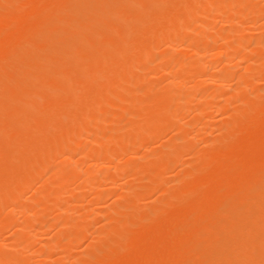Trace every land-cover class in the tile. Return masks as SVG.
<instances>
[{
	"label": "rangeland",
	"instance_id": "374dc122",
	"mask_svg": "<svg viewBox=\"0 0 264 264\" xmlns=\"http://www.w3.org/2000/svg\"><path fill=\"white\" fill-rule=\"evenodd\" d=\"M11 3H14L13 4V6H12V4L9 6V5H7L6 3V0H2V2H4L3 3V6H5V4H6V6L5 7H0V11H2V12H0V28L2 27V29H0V65H2V62H3V65L2 66H0V89H2V90H0V108L1 109H3V110H1L0 109V111H1V113L3 114V116H5L6 114V118H4L3 116H1V113H0V121L3 123V125L0 123V125L1 126H4V127H2V128H4V129H2L1 130V128H0V142L2 141L3 142V140H5L6 139V136L8 135V137L7 138H9L10 139V135H11V139H13V138H16L14 141H15V144L17 145H19V143H20V145L19 146H23V148H22V146L20 147V149H17L18 151L19 150H21V151H19L20 152V156H22V155H24L23 157L25 158H22V160L25 162V164H23V163H21L20 162V160L21 159H19V162L17 161L18 159H17V157L19 156H17V154L18 153H16V159L13 161V163L14 162H16L17 161V164L18 165H20L21 164V166L23 167H25L24 169L21 167V166H19V175H21L22 174V177L21 178H16L14 175V177L18 180V182H16L15 181V178L13 177V181L12 180H10V182L12 183V187H16V188H18L19 187V189H20V186H21V188H22V191L20 192V190H19V195L20 196H17V198L19 199V201H16V202H12L11 201V203L10 202H8V200H7V202L5 203V200L7 199V197H5L4 199L5 200H3V198H1L0 197V207H1V210H0V220L2 219V220H4L6 217H9V218H11L12 216H14L13 218H11L12 220H11V223H13V225H11V223H9V224H7V226L5 225V224H2V222L3 221H0V246L1 247H3L2 245H4L5 247H3L4 249H0V251H7V252H5V254L6 255H8V253L10 252V254L9 255H11V254H18V252H19V254H20V256H18L17 254L16 255H14V257H13V261H9L10 262V264H12V262H13V264H22L23 263V260H24V263L25 264H86V263H88V264H106V262L108 261V262H111L112 260H109V258H111L110 257V255L111 256H113V254L115 255V257L114 258H118L119 259V261H120V263L123 261V263H124V261H126V260H128V259H130L131 261H132V259L133 260H136L135 258H137V260H139L138 262L140 263L141 261H140V259H142L141 257H143V253H145V251L147 250L146 248H147V246H145V245H151V246H153L154 244H156V243H153L152 241V238H154V240H156L157 238H155V237H151V241L149 240V238H150V235L147 237L146 236V238H144V239H147V240H145V241H147V243H145L144 244V242L145 241H142V239H140L141 237L140 236H142V235H140L138 238H137V240L139 239V240H141L142 242H141V244L139 243V245H141V246H143L144 248H145V250H144V252L142 253V250L144 249L143 247H137L138 249L140 248V250H137L138 251V254L136 253H134L133 255L134 256H137V255H140V253L139 252H141V254H143L140 258L139 257H134L133 255V257L131 256V258H129V255H130V253H129V251L131 250V248H130V246L131 247H134V246H132L134 243H136V242H133L136 238H133V237H135L134 235L136 234V232H137V234L140 232V233H142L143 231L141 230V229H143L145 226L144 225H146V223L147 224H149V225H146V226H151L152 225V221H154V219L156 218V219H158L159 218V216H162L163 214H161V211L160 210H162V213H163V211H165V213H171L172 211H173V209H174V214H176V211L175 210H177V211H183L182 213H184L187 209H189L188 211H186L185 213H187L188 214V212L190 211V214H192V215H190V214H188L189 215V217L191 216V218H193V220H194V223L195 222H197V221H199L198 220V217L203 221L204 219V222L206 221V219H208V217H207V215L208 216H210L211 214H207V213H212V211L213 210H211L210 211V209L212 208V209H214V210H218V207L220 206V204H219V202L221 201V199H220V201L218 200L219 198H220V194H216V196H214V199L213 198H211L210 197V195H209V197L207 198V197H205V195H207L209 192H212L213 191V188H215V189H217V193H221V197H223L224 195V197L225 198H227L228 196H229V200H231L230 199V197H232V196H234V195H242L241 197H242V199H245L244 201H247L246 199H248L249 200V198H250V196L249 195H251V194H243V191H244V189H247V190H245V191H248V190H250L251 188L249 187V184H248V181L245 179V178H249L248 180H249V182H250V179H252V174H255V175H257L256 173H254V172H252V171H249L250 169L246 166L248 163H247V159H248V157L250 156H252L253 157V162H251L252 160L251 159H249V160H251L250 161V163H252V165H254V169H253V166L250 164V166H252V170H257L258 171V169H259V171H261L262 169V171L261 172H259V174H258V176H260V175H262L263 173H264V70H263V68H264V43H262V42H264V0H258V1H256V0H238V2H237V0H225V3H224V0H204L205 1V5H204V8L203 7H199L200 8V10H199V8L197 9V11H196V14H195V12H194V14L193 15H191V17H190V20L193 22V24L195 23V26H197V27H199V29L197 28V27H195L196 28V30H194L193 29V31L191 32V33H189V39H188V37H185L186 39L184 40L183 39V41H181V42H179V43H175V44H172V47L173 48H170L171 46L169 45V44H166L165 42H160V44L159 43H157V45H156V47H154L153 49H157V50H154V51H156V52H153V53H155V54H153V55H155V56H153L152 57V59H153V61L151 60V58H149V60H148V58H147V60L146 59H139L138 57L136 58V55L134 56V54H135V52L133 53V55H132V52H131V50L132 51H134V48L133 47H131L132 46V44H131V42L132 41H130V43L128 42V45L129 44H131V46L129 45V47L126 45V48H128V50L126 49V48H124V46H123V50H124V52H125V54H124V56H125V58H128V59H124V61H123V59H121L122 61H123V63L122 62H120V63H118L117 61V63L116 62H111V61H108V63L106 64V62H105V64H104V66L102 67L103 68V70L105 69V71L108 73L109 72V70L110 69H112L113 70V68H117V70H119V69H121V70H123V69H125V68H127L128 70H129V72H130V67H132V65L134 66V65H136V66H134L132 69L134 70V75H133V81H130V82H122V83H120L119 84V86L120 87H122V88H126L124 91H125V93H124V91H121V93H118L119 91H115L116 93V95H114V93H112V91L111 90H109V88L108 89H106V88H104L103 90H102V93H101V91H100V95L99 96H96V98H95V96H94V100H91L90 101V99H92V98H88V100L86 99L87 97L86 96H84V95H80V94H82L81 93V91H80V94H77V96L79 95V97H77V99H79V100H77L76 99V101H73L71 104H73L71 107H72V110L74 109L76 112H74V113H76L77 115L79 114H83V113H81V110L83 111H85V110H87L86 111V113L87 112H89V111H91V113H93L94 115H96V116H98L97 114H101L100 115V117H99V120H97V124H95L96 125V127L95 128H93V132L92 133H83V135H82V139H83V137H84V139H83V141L85 140L86 141V143H85V141H84V148L82 149V154L81 155H78V154H74L73 156H72V158H71V156H67L70 160H68V158L66 157V156H62L61 155V153H59V155H58V153H56L55 152V154H54V152H52V154H54V155H52L51 154V156L54 158H50V160L48 161V163H49V165H48V163L46 164V165H48V167H50V168H47V170L46 169H44L45 167H43V169H44V171H47L46 173H43V169H41V171L40 172H38L39 174H37V175H35V173L32 171V167L34 166H36L37 164H34L36 161H34V160H36V157L33 159L32 157L30 158V155H28V154H30V152L28 151L31 147H32V145H30V146H28L27 147V145L28 144H33L32 142L30 143L29 142V140H30V137L27 139L28 140V142H27V140H25L26 142H24L23 141V143H25V148H24V145L21 143V141L19 142V140L21 139V138H23V136L22 135H18V133L15 131L14 132V130H12L11 128H16L17 126L16 125H20V124H22L23 123V125H24V123H28V122H30V124L28 123V126H29V129L32 131L35 127L37 128V125H35L37 122V124H39V123H42L43 122V120L45 121V119H47V117H48V115H49V113H50V108H52V110H53V108H55L56 106H58V102H56L54 99H52L51 97V99L48 97V99H50L51 100V102L50 101H48V99H45V98H43L44 96L43 95H41L40 94V90H41V88H42V86L44 85V82H48V83H45V85H52L51 87L53 88V89H55L56 87H58V86H60L61 84H62V82L65 80L64 78H66V77H69V75L71 74L72 75V70L71 71H68L66 68H65V70H62V69H64V68H62V69H59L62 65H64V63H63V60H62V58L64 57V55L62 54V55H58V54H60L61 53V51H62V49L61 50H59L61 47H66L65 49H67L68 50V47L67 46H63V45H65L63 42L64 41H66L67 43H71V45L74 43V42H71L72 40L73 41H75V39H77L76 38V36L74 37L73 35L74 34H76V35H78L79 33H80V31L82 32V30H84L85 28H86V26H88L89 25V23H95L96 22V25L94 26L95 28H96V26L97 27H99L100 29H101V32H100V30L99 31H97V29H96V31H95V37H94V40L92 39V43H90L91 41H89V43L91 44L90 46H88V44L89 43H87V46L89 47V49L92 47L93 48V50L95 51H93L92 50V48L89 50V51H91L89 54H93V56H92V54L90 55V56H92L93 58H94V55L96 56V54H97V56H98V54H100L101 53V50H102V52H103V50H104V47H106V49H107V46L108 47H112V45L110 44V43H113L112 41L114 40V38H112L113 40L109 43V40H107L108 38L107 37H109V36H111V35H113V34H109V32L110 31H112V33H113V27H115V24H117V23H119L120 22V19H121V17H119L120 15H121V12L123 11H125V9H126V7H128V5H125V9L122 7V4L124 5V3L125 4H128V1L129 0H119L120 1V3H118V0H100L99 2V5L101 6L103 3V6H104V8H105V6H108L110 9H108L107 10V8H106V10L103 8V6H102V8L104 9V11H103V9L101 8V9H98L99 11V13L97 12V11H95V13L93 12V14H92V12H89V13H91V15H92V17H91V15H89L88 16V12H86L85 10H86V8L84 9H82V8H79L80 6L81 7H83V5H90V7L91 6H93L92 4L94 3V1L93 0H88L89 1V3H88V1L86 0V1H84V0H78V2H77V0H74L73 1V5H72V0H70L71 1V3H69L70 1L69 0H16V1H11V0H9ZM56 1H58V2H56ZM64 1H65V3H64ZM91 1V2H90ZM103 1V2H102ZM115 1H117V5L115 6ZM175 1V0H174ZM177 1V0H176ZM175 1V2H176ZM180 1H184V0H180ZM187 1V0H186ZM186 1H184V2H186ZM203 1V0H202ZM0 2H1V0H0ZM1 2V3H2ZM10 2H8V3H10ZM19 2V3H18ZM68 2V3H67ZM80 2H83L81 5H79V7H78V3L80 4ZM84 2H86V4H84ZM109 2H110V5L112 4H114L113 6L111 5H109ZM179 2V1H178ZM178 2H176V3H178ZM240 2H242V3H240ZM0 3V4H1ZM59 3V4H58ZM62 3H63V5H62ZM76 3V4H75ZM97 3V2H96ZM102 3V4H101ZM179 3H181V2H179ZM204 3V2H203ZM224 5V7H223V5ZM228 3V4H227ZM233 3L235 4V5H233ZM61 4V5H60ZM68 6H67V5ZM119 4V5H118ZM121 4V5H120ZM2 5V4H1ZM51 5H52V7H51ZM57 5V6H56ZM94 5H97L98 6V4H94ZM240 5V6H239ZM253 5H254V7H253ZM73 8H72V7ZM77 8H76V7ZM228 6V7H227ZM237 6V7H236ZM7 7V8H6ZM60 7V8H59ZM252 8V11H251V8ZM37 8V9H36ZM50 8H52V9H54V11H52V9H50ZM96 8H99V6L98 7H94L93 9H95L96 10ZM114 8V9H113ZM120 8H121V10H120ZM229 8H230V10H229ZM4 9V10H3ZM40 9V10H39ZM41 9H42V11H41ZM47 9V10H46ZM49 9H50V13H51V17L49 16V18H48V14H49ZM63 9V10H62ZM69 9H71V10H69ZM88 9V8H87ZM118 9V10H117ZM124 9V10H123ZM207 9V10H206ZM213 9V10H212ZM249 11H248V10ZM57 10V11H56ZM77 10V11H76ZM102 10V13L100 12ZM111 10V11H110ZM114 12H113V11ZM120 10V11H119ZM127 10V9H126ZM130 10V13H131V11H132V13L131 14H133V10L132 9H129ZM239 10H240V12H239ZM48 11V12H47ZM59 11V12H58ZM68 11V12H67ZM74 12V11H76L77 12V14H78V11L80 12L77 16H75L74 14H76L75 12L74 13H71V12ZM107 11V12H106ZM119 11V12H118ZM243 11V12H242ZM36 12H37V15H36ZM40 12V13H39ZM46 13V14H44L45 15V17L43 16V14L42 13ZM85 12V13H84ZM117 12V13H116ZM127 12V11H126ZM137 12V11H136ZM255 12V13H254ZM54 13V14H53ZM55 13H57L56 15H55ZM66 13L68 14L69 13V15H67L66 16ZM71 13V14H70ZM101 13V14H100ZM157 13H159V12H157ZM210 13V14H209ZM227 13V14H226ZM243 13V14H242ZM249 13H250V15H249ZM253 13V14H252ZM257 13V14H256ZM10 14V15H9ZM18 14H19V16H18ZM62 15V17H61V15ZM72 14H73V17H71L72 16ZM82 14V15H81ZM84 14V15H83ZM87 14V15H86ZM96 14H97V16H96ZM106 14H108V17L109 18H106L107 16H106ZM241 14V15H240ZM17 15V16H16ZM40 15V16H39ZM42 15V16H41ZM81 15V16H80ZM93 15H95V16H93ZM100 15H102V16H100ZM124 15V13L122 14V16ZM199 15V16H198ZM203 15V16H202ZM247 15V16H246ZM261 15V16H260ZM38 17V18H36L35 19V17ZM57 16V17H56ZM69 16V18L68 19H66L67 17ZM234 18H233V17ZM242 16V17H241ZM40 17H42V19L40 18ZM44 17V18H43ZM56 17V18H55ZM61 17V19H60V22H62V23H64V25H67L66 27L67 28H65V30L64 29H62V30H64V34L62 33V34H60V33H57V35H58V38L57 39H55L54 41L50 38L51 37V32L53 31L52 30V26H54V28L56 27V25H55V23L57 24V23H59V20H58V18H60ZM79 17V18H78ZM81 17V18H80ZM85 19H84V18ZM113 19H112V18ZM120 19H119V18ZM231 17H232V19H231ZM239 17V18H238ZM252 17V18H251ZM31 18V19H30ZM41 20H40V19ZM55 19V20H53V19ZM66 20H65V19ZM75 18H77V19H75ZM86 18H88V19H86ZM93 18H95L96 20H94ZM100 18V19H99ZM245 18H247L248 20H246ZM262 18V19H261ZM33 19V20H32ZM34 19L35 20H37V23H38V25L40 26V29L41 30H43L42 32H41V30L39 31L37 28H39V26L38 25H35V24H33V22H34ZM63 19H64V22H63ZM70 19V20H69ZM80 19H84V21L83 20H80ZM90 19H92V20H90ZM107 19V20H106ZM111 19V20H110ZM223 19V20H222ZM229 19H231L232 21L233 20H235V21H238L239 20V22H237V24H235L236 22L235 21H233L234 23H231V21H229ZM237 19V20H236ZM15 20V21H14ZM31 20V21H30ZM48 20V21H47ZM53 20V22H51ZM56 20H58V22L56 21ZM72 20H73V22H72ZM86 20V21H85ZM87 20H88V22L89 23H87ZM90 20V21H89ZM94 20V21H93ZM112 20H114V21H112ZM115 20H116V22H115ZM117 20H119L118 22H117ZM135 20V19H134ZM210 20V21H209ZM9 21V22H8ZM41 21H44V22H41ZM46 21H47V24H46ZM197 21V22H196ZM202 21L205 23V24H207L208 26L206 27V28H208L209 27V29L208 30H210V27H211V30L210 31H208L206 28V32H204V33H202L205 29H201V26L199 25V24H202ZM256 21V22H255ZM32 22V23H31ZM48 22H50V23H48ZM81 22V23H80ZM85 22H86V25H85ZM111 24H110V23ZM191 22V23H192ZM207 22V23H206ZM209 22H211L210 24H209ZM214 24H213V23ZM229 22V23H228ZM76 23V24H75ZM98 23H100V24H98ZM106 23V24H105ZM134 21L132 20L131 21V26L133 27V25H134ZM198 23V24H197ZM231 23V24H230ZM251 23V24H250ZM253 23H255V24H253ZM29 24H33L31 27L33 28V27H35V28H33V29H30V25ZM43 24V25H42ZM52 24V25H51ZM83 24V25H82ZM88 24V25H87ZM103 24V25H102ZM109 24V25H108ZM133 24V25H132ZM136 24V23H135ZM211 24H213V25H211ZM223 24V25H222ZM244 24H245V26H244ZM257 24V25H256ZM49 25V26H48ZM60 26H61V28H62V25H61V23L59 24ZM77 25H79V26H77ZM90 25H92V24H90ZM89 25V26H90ZM100 25V26H99ZM105 25V26H104ZM112 25H113V27H112ZM138 25V24H137ZM217 25H218V27H217ZM235 25H236V27H235ZM27 26H29V28L27 27ZM84 27L85 26V28H82V27ZM93 26V25H92ZM107 26H108V28H107ZM117 26H119L120 27V25H117ZM214 27V29H213V27ZM46 27V28H45ZM49 28V30L51 31H49V30H47L48 28ZM70 27H71V30H69L70 29ZM73 27V28H72ZM78 27V28H77ZM104 28V30L106 31V32H103L102 30H103V28ZM112 27V30L111 29H109V28H111ZM118 27V28H119ZM193 27H194V25H193ZM5 28V29H4ZM27 30V31H24L25 29ZM53 28V29H54ZM57 28V27H56ZM60 28V27H59ZM134 28V27H133ZM137 28V27H136ZM141 28V27H140ZM143 28V27H142ZM141 28V29H142ZM220 29V31H219V29ZM17 29V30H16ZM29 29H30V31H29ZM36 29H37V31H36ZM66 29H67V31H69L68 32V34H70V35H68L67 34V32H65L66 31ZM80 29H82V30H80ZM116 29H117V27L115 28V32H116ZM232 29V30H231ZM243 29V30H242ZM22 30V31H21ZM31 30H33V31H31ZM199 32H198V31ZM200 30H201V32H200ZM203 30V31H202ZM214 30V31H213ZM226 30V31H225ZM19 31V32H18ZM28 31H29V33H28ZM39 31V32H38ZM44 31H46V34H44L45 32ZM79 31V32H78ZM197 31V32H196ZM217 31H218V33H219V35H218V33H217ZM22 32L24 33V34H22ZM33 32V33H32ZM47 32H50V34L49 33H47ZM99 32V33H98ZM114 32V33H115ZM170 32V31H169ZM222 32V33H221ZM235 32V33H234ZM40 34V36H41V38H40V36H39V34ZM55 33V32H54ZM54 33H52V34H54ZM200 34V36L202 35V34H205V36H203V38H201V37H198V35L197 34ZM19 34V35H18ZM32 34V35H31ZM43 34V35H42ZM56 34V33H55ZM67 34V35H66ZM98 34V35H97ZM101 34V35H100ZM108 34V35H107ZM228 34L230 35V36H228ZM232 34H234V35H232ZM3 35V36H2ZM13 35V36H12ZM26 35V36H25ZM34 35H36V37L34 36ZM44 35L46 36V37H44ZM48 35H50V37L48 36ZM59 35L61 36V37H59ZM63 35H65L66 37L64 38V36ZM115 35V34H114ZM113 35V36H114ZM197 35V36H196ZM210 36L211 37V39H213L212 37H218V38H216V40H217V43L216 44H214V43H212V41L213 40H211V42L209 41L210 40V37L208 38L207 36ZM1 36H2V38H1ZM25 36V37H24ZM53 36V35H52ZM97 36V37H96ZM113 36H111V37H113ZM187 36V35H186ZM192 36H194V37H192ZM227 36V37H226ZM56 37V36H55ZM72 37V38H71ZM197 37H198V39H199V44H198V41H197ZM222 37V38H221ZM4 38V39H3ZM24 38V39H23ZM30 40H29V39ZM32 38V39H31ZM39 38V39H38ZM45 38V39H44ZM68 38V39H67ZM98 38L100 39V41L98 40ZM106 38V39H105ZM231 38V39H230ZM258 38V39H257ZM41 39V40H40ZM43 39H44V41H46V44L45 45H47L48 43H47V40H49V42H51V44H53L54 42V44L53 45H51V47H48V48H46V50H44L45 48L44 47H41V46H45V45H42V44H44L43 43ZM69 39H71V41L69 40ZM111 39V38H110ZM196 40L197 41V43L195 42V44H198L196 47L198 48H196V50H195V48H192V47H195V44H194V42H193V45L192 46H189V45H191V43H192V41L193 40ZM203 39V40H202ZM205 39V40H204ZM220 39V40H219ZM238 39V40H237ZM257 39V40H256ZM10 40V41H9ZM24 40H27V43L24 41ZM34 41V42H32V41ZM40 40V41H39ZM95 40H96V42H99V43H96L95 42ZM132 40V39H131ZM216 40H214L213 42H215ZM225 40V41H224ZM243 40H244V42H243ZM24 41V42H23ZM30 43H29V42ZM37 41H38V43H37ZM69 41V42H68ZM102 41V42H101ZM127 41H129V40H127ZM127 41H126V43H127ZM231 41V45H230V43H228V42H230ZM240 41H242V43L240 42ZM24 46V45H26L24 48H21V47H19L20 45V43ZM39 42H41L40 44H39ZM57 42V43H56ZM58 42H59V45H58ZM76 42V41H75ZM201 42V43H200ZM203 42V43H202ZM212 43L211 45H214L213 47H215V48H219L218 50H220L219 52H221V57L220 58H223V57H225V54H226V58H224V59H219L218 61H216L217 59L216 58H212L211 57V54H213V53H210V45L209 44H207V43ZM239 42L241 43V46H237L236 44H239ZM19 43V44H18ZM34 43V44H33ZM66 43V44H67ZM104 43V44H103ZM133 43H135V40H134V42ZM164 43V44H163ZM225 43V44H224ZM233 43H234V45H233ZM258 43H259V45H258ZM17 44L19 45L18 47H17ZM32 44V45H31ZM62 44V45H61ZM82 44V43H81ZM81 44H80V46H81ZM98 44H101V46L99 45V49H95L96 47H97V45ZM114 44V43H113ZM125 44V43H124ZM136 44V43H135ZM182 44V45H181ZM189 44V45H188ZM207 44V45H206ZM4 45V46H3ZM21 45V46H22ZM35 45V46H34ZM38 45H40L39 47H38ZM55 45H57L56 47H55ZM61 45V47L59 48V46ZM75 45V44H74ZM77 45V44H76ZM76 45H75V47H76ZM223 45H225V47H226V49H225V47L223 46ZM246 45V46H245ZM248 45V46H247ZM22 46V47H23ZM87 46H83V44H82V48L84 49L85 47V50H82V49H80L79 48V50L77 49L76 50V53L79 51V53H77V54H79V56H80V54H81V50L82 51H85V52H89L88 51V49H87ZM188 46H189V48H188ZM203 46V47H202ZM209 48H208V47ZM220 46V47H219ZM223 46V48H221ZM230 47V49H231V47L233 46L234 48H232L231 50L229 49L228 50V48ZM236 46V47H235ZM251 46V47H250ZM20 50V53H19V50L17 49V48ZM36 47V48H35ZM70 47V46H69ZM72 47H73V45H72ZM78 47H79V45H78ZM95 47V48H94ZM202 47V48H201ZM245 47H247V48H245ZM9 48L11 49V50H9ZM14 48V49H13ZM27 48V49H26ZM28 48H32V49H29L28 50ZM42 48H44L43 49V51H42ZM52 50H51V49ZM56 50H55V49ZM129 48H130V50H129ZM204 48V49H203ZM2 49V50H1ZM25 49V51H23V50ZM178 49V50H177ZM13 50V51H12ZM16 50H18L17 51V54H16ZM26 50H28V51H26ZM38 50H40V52L38 51ZM48 50V51H47ZM51 51V53H50V51ZM99 50V51H98ZM122 50V51H123ZM198 53H196L195 51ZM223 50V51H222ZM224 50H225V54H223L224 53ZM228 50V51H227ZM232 50H234V51H232ZM237 50V51H236ZM10 51H12L13 53H15V54H12L11 55V53H10V55H11V57L9 56V52ZM15 51V52H14ZM30 51V52H29ZM41 51L44 53V54H46V52H47V54L46 55H44V56H46L47 57V59L49 58V60H47V61H43V60H40V61H37V62H39V63H34V60H35V58H36V60L38 59L37 58V56H38V54H37V56L35 55V53L34 52H39V54L41 55ZM46 51V52H45ZM54 51H55V53H54ZM56 51H57V53H56ZM60 53H59V52ZM93 51V52H92ZM130 51V52H129ZM135 51H136V49H135ZM170 51V52H169ZM171 51H174L173 53H171ZM179 51V52H178ZM209 51V52H208ZM227 51V52H226ZM229 51H232L233 53H232V55L230 54L231 52H229ZM258 51H260V52H258ZM25 52V53H24ZM27 52H29L28 54H27ZM53 52V53H52ZM67 52V51H66ZM75 52V51H74ZM100 52V53H99ZM123 52V53H124ZM223 52V53H222ZM19 53V54H18ZM24 54V55H22V54ZM32 53V54H31ZM34 53V54H33ZM42 53V54H43ZM63 53H64V51H63ZM130 53V54H129ZM156 53H158V54H156ZM165 53H167V55L165 54ZM169 53H171V54H169ZM204 54V56H203V54ZM207 53V54H206ZM240 53V54H239ZM2 54H4V55H2ZM26 54L29 56L30 54V56L29 57H27L26 56ZM83 54V53H82ZM88 54V53H87ZM127 54H129L130 56H128ZM163 54V55H162ZM166 56H165V55ZM208 54H210V55H208ZM222 54H223V57H222ZM256 54V55H255ZM7 55L10 57V59H12V57H13V59H15V60H13L12 59V61L9 59V57H7ZM48 55V56H47ZM55 55V56H54ZM174 55V56H173ZM200 55H201V57H200ZM235 55V56H234ZM15 56V57H14ZM18 56V57H17ZM26 56V57H25ZM33 56V57H32ZM36 56V57H35ZM44 56H40L41 58H43V59H45L46 57H44ZM59 56H62V57H59ZM82 56V55H81ZM127 56V57H126ZM131 56H133V57H131ZM169 56V57H168ZM210 56V57H209ZM260 56V57H259ZM8 59H7V58ZM35 57V58H34ZM39 57V56H38ZM50 57H54V60L52 59V58H50ZM91 57V58H92ZM130 57H131V60H130ZM164 57V58H163ZM175 57H177L176 59H175ZM183 57V58H182ZM200 57V58H199ZM203 57V58H202ZM207 57H209V58H207ZM18 58H19V60H18ZM24 58H28L29 59V61H28V59H27V63H26V59H24ZM33 60V58H34V60L31 62V59ZM55 58H57V59H55ZM59 58L62 60H60L61 61V63H57V62H60V61H58L59 60ZM92 58V59H93ZM98 58V57H97ZM132 58H135L134 60L132 59ZM155 58V59H154ZM162 58V59H161ZM169 58H171V60H169ZM172 58H174V59H172ZM228 58H230L229 60H226L225 61V59H228ZM232 58V59H231ZM233 58H234V60H233ZM246 58V59H245ZM201 59V60H200ZM216 59V60H215ZM257 59V60H256ZM6 60H8V61H6ZM9 60L11 61V62H9ZM21 60V61H20ZM24 60V61H23ZM35 60V61H36ZM46 60V59H45ZM51 60H53V61H51ZM55 60H57V62L55 61ZM95 60H96V58H95ZM98 60V59H97ZM96 60V61H97ZM120 60V61H121ZM125 60H127V61H125ZM212 62H211V61ZM232 60V61H231ZM246 60V61H245ZM43 61V62H42ZM99 61V60H98ZM129 61V62H128ZM144 61H145V64H143L144 63ZM166 61H167V63L169 64V65H167V63H166ZM171 61H173V62H171ZM183 61V62H182ZM196 61H200V63L202 62V64L204 65V67H203V69L205 68V70H203V73H201V75H197V70H196V66H195V68H194V63H196ZM223 61V62H222ZM240 61V62H239ZM244 61H245V63H244ZM7 62V63H6ZM13 62V63H12ZM25 62V63H24ZM41 62V63H40ZM44 62H47V63H44ZM50 62H51V64H50ZM53 62V63H52ZM130 62H132V63H130ZM141 62V63H140ZM148 64H147V63ZM187 62V63H186ZM204 62V63H203ZM254 62V63H253ZM22 63V64H21ZM34 65H33V64ZM104 63V62H103ZM103 63H102V65H103ZM110 63V64H109ZM129 63V66L127 65ZM177 64V65H175V64ZM205 63H207V65L205 64ZM210 63V64H209ZM218 63H219V65H218ZM247 63V64H246ZM13 64H16V65H14L13 66ZM24 64H26V65H24ZM28 64V65H27ZM38 66H37V65ZM40 64V65H39ZM57 64V65H56ZM111 64H112V66H111ZM125 64V66L123 67V65ZM140 65V68H139V65ZM167 65V67L168 68H166V65ZM182 64V65H181ZM194 64V65H193ZM10 65H12V66H10ZM31 65V66H30ZM41 65H43V67L44 68H42V66ZM46 65H47V67H49V68H47L46 67ZM52 65H54V66H52ZM59 65H61V66H59ZM101 65V66H102ZM175 65V66H174ZM8 66V67H7ZM57 66H59V68L57 67ZM170 66H171V68H170ZM181 66H182V68H181ZM232 66V67H231ZM236 66H238L237 68H236ZM2 67V68H1ZM19 67H21L20 68V70H18L19 69ZM23 67V68H22ZM27 67L29 68V69H27ZM52 67V68H51ZM55 67H57V69L55 70ZM63 67V66H62ZM121 67V68H120ZM179 67H180V70L182 69V71L180 72V76H178L179 75ZM189 67V68H188ZM207 67V68H206ZM210 67V68H209ZM216 67V68H215ZM17 68V69H16ZM26 70H25V69ZM30 68H32V69H30ZM39 68V69H38ZM54 68V69H53ZM99 68H101V67H99ZM108 68H110L109 70H108ZM161 68V69H160ZM175 68V69H174ZM178 68V69H177ZM5 69V70H4ZM45 69V70H44ZM48 71H47V70ZM51 69V70H50ZM140 69V70H139ZM175 70V71H173L172 72V70ZM207 69V70H206ZM2 70V71H1ZM7 70V71H6ZM16 70H17V72L20 74V73H25V74H23L22 75V77L23 78H25L26 77V75H27V77H26V80L25 79H22L23 80V82H24V85H23V82L21 83V85L19 86L20 88L22 87V86H25V88L26 89H24V87H22L20 90L18 89V88H12L13 87V85H12V80H13V82H15V80L13 79L14 78V76H15V74L17 73L16 72ZM21 70H23V71H21ZM38 70H40V73H39V71ZM55 70V71H54ZM61 71V74L59 73L60 71ZM99 71L100 70H102V69H98ZM154 70V71H153ZM160 70V71H159ZM164 70V71H163ZM192 70H194V73H192ZM228 70H230V71H228ZM12 71H14V76H13V74H12ZM29 71V72H28ZM31 71V72H30ZM43 71V72H42ZM54 71V72H53ZM59 71V72H58ZM111 71V70H110ZM140 71V72H139ZM178 71V72H177ZM228 72V74H229V72H230V78H229V76H227L228 77V80H225V79H227V78H223L224 76V73L225 72ZM8 72V73H7ZM11 72V73H10ZM27 72L29 73V74H27ZM45 72V73H44ZM64 72L65 73H67V74H69V75H65L64 74ZM103 72V71H102ZM113 72V71H112ZM149 72H150V74H149ZM153 74H152V73ZM169 72H170V74H169ZM174 72H175V74H174ZM191 74H193V75H191ZM195 72H196V74H195ZM201 71H199L198 73H200ZM216 72V73H215ZM218 72H219V74H218ZM4 75H3V74ZM35 73H37V76L35 75ZM56 73H58V76H57V74ZM157 73V74H156ZM186 73V74H185ZM12 74V75H11ZM48 75V76H46L45 78H47V80L46 79H44V76L45 75ZM54 74H55V76H54ZM61 75V78H60V75ZM100 74H101V72H100ZM110 74V73H109ZM146 74V75H145ZM155 74V75H154ZM162 74V75H161ZM174 74V75H173ZM178 74V75H177ZM203 74H205L206 76H204ZM32 75H33V77H32ZM74 75V74H73ZM170 75V76H169ZM176 75H177V78H176ZM193 76V77H191L190 78V76ZM195 75V76H194ZM215 75H217V76H214ZM248 75V76H247ZM259 75H261V76H259ZM11 76V77H10ZM12 76H13V78H12ZM35 76V77H34ZM42 77V79H44V80H42L41 79V77ZM62 76H64V77H62ZM160 76V77H159ZM172 76L173 77H175V78H172ZM187 76H188V78H187ZM200 76V77H199ZM221 76V77H220ZM1 77H2V79H1ZM29 77V78H28ZM38 77V78H37ZM50 77H52V78H50ZM55 77V78H54ZM218 77V78H217ZM252 77V78H251ZM12 78V80L10 81V79ZM34 78V79H33ZM36 78H37V80H36ZM137 78V79H136ZM159 78V79H158ZM169 78V79H168ZM211 78V79H210ZM215 78V79H214ZM224 79V82H221V80H218V79ZM261 78V79H260ZM31 79H33L32 81H30ZM67 79V78H66ZM138 80L139 82L138 83H135L134 81H136V80ZM172 79H175L177 82H178V89H177V91H178V95H180V96H178V97H176L175 99L177 100V98H179L178 100H177V103H175L177 106H180L181 107V105L184 103V101L182 100V97H183V99H186L187 97H189V103H188V106L183 110V112H176L175 114V117L173 118L174 120H172V121H174L171 125L170 124H168V125H170V126H168V125H165L164 127H162V128H160V129H157V130H155V128L154 127H151L150 128V126H148V125H146V128L145 129H147L146 131L144 130L143 132H142V134L140 133V137H137V136H135V137H131L130 136V134L131 135H133V134H135V130L138 128V126H139V123L140 122H142L143 120H144V118H145V120H146V122L147 121H150L149 119H148V117L150 118L151 117V119H152V117H153V119H154V112H152L151 110H153L154 111V103L152 104V98L150 97V96H155L157 93V91H159V90H161V89H163L170 81H172ZM177 79H179V80H177ZM195 79V80H194ZM245 79V80H244ZM4 80V81H3ZM43 82H42V81ZM49 80V81H48ZM57 80V81H56ZM62 80V81H61ZM144 82H143V81ZM153 80V81H152ZM160 80V81H159ZM181 80V81H180ZM206 80V81H205ZM209 80H212L213 81V83H212V81H209ZM216 80V81H215ZM26 81V82H25ZM28 81V82H27ZM35 81V82H34ZM52 81V82H51ZM54 81V82H53ZM142 81V82H141ZM156 81V82H155ZM158 81V82H157ZM217 81H220V83H218ZM223 81V80H222ZM230 81V82H229ZM241 81V82H240ZM37 82V83H36ZM40 82H42V83H40ZM61 84H60V83ZM168 82V83H167ZM181 82V83H180ZM185 83V84H183V83ZM192 82V83H191ZM9 83V84H8ZM26 83V84H25ZM29 83V84H28ZM35 83V84H34ZM127 83H129V84H127ZM157 83V84H156ZM179 83H180V85H179ZM190 83V84H189ZM200 83V84H199ZM205 83V84H204ZM246 83V84H245ZM6 84V85H5ZM14 84V83H13ZM41 86H39V85ZM54 84V85H53ZM144 84V85H143ZM151 86H150V85ZM166 84V85H165ZM1 85H2V87L4 86V87H6V90H3V89H5V88H2L1 87ZM30 87H29V86ZM147 85H149V88H151L152 87V89H150V90H147L146 89V92H145V86H147ZM154 85V86H153ZM184 87H183V86ZM194 85V86H193ZM195 85H197V86H195ZM233 85V86H232ZM15 86V85H14ZM34 86V87H33ZM39 86V87H38ZM163 86V87H162ZM192 86V87H191ZM204 86H205V91L203 92V91H201V89L202 88H204ZM218 86V87H217ZM11 88V89H13V91L12 90H10L9 88ZM38 87V88H37ZM106 87V86H105ZM140 87V88H139ZM148 87V86H147ZM160 87H162V88H160ZM182 87V88H181ZM199 87H201L200 88V90H199ZM242 87V88H241ZM29 88V89H28ZM192 88H194V89H192ZM196 88V89H195ZM215 88V89H214ZM79 89H80V87H79ZM106 89V90H105ZM157 89V90H156ZM184 89H185V91H184ZM250 89V90H249ZM10 90V91H9ZM19 92H18V91ZM23 90L25 91V90H29V91H25V94H24V92H23ZM31 90V91H30ZM33 90H34V92H36V93H32V94H30L31 92H33ZM109 90V91H108ZM130 90V91H129ZM155 90H156V92H155ZM188 90V91H187ZM196 90V91H195ZM197 90L198 91H200L199 93L197 92ZM210 90V91H209ZM216 90V91H215ZM222 90V91H221ZM240 90V91H239ZM15 91H16V93H15ZM21 91H22V93H21ZM39 93H38V92ZM44 91V90H43ZM129 91V92H128ZM148 91V92H147ZM184 91V92H183ZM191 91H194L195 93H196V95H195V93H191ZM209 91V92H208ZM247 91V92H246ZM253 91H255V92H253ZM7 94H6V93ZM11 92V93H10ZM28 92V93H27ZM30 92V93H29ZM114 92V91H113ZM127 92V93H126ZM132 92V93H131ZM142 92H143V94H142ZM151 92V93H150ZM181 92V93H180ZM188 92H190V93H188ZM207 92V93H206ZM216 92V93H215ZM227 92V93H226ZM231 92V93H230ZM4 93V94H3ZM18 93H20V94H18ZM43 94H46V93H44V92H42ZM137 93V95H134V94H136ZM198 93V94H197ZM204 94V95H202V94ZM214 93V94H213ZM258 93V94H257ZM6 94V95H5ZM11 96H10V95ZM38 94V95H37ZM141 94V95H140ZM192 94H194V96L192 95ZM225 94V95H224ZM247 94V95H246ZM27 97H26V96ZM36 95V96H35ZM41 95V96H40ZM94 95V94H93ZM96 95V94H95ZM98 95V94H97ZM103 95V96H102ZM143 95V96H142ZM200 97H199V96ZM201 95L203 96V97H201ZM209 95H212L211 97L209 96ZM223 95V96H222ZM227 95V96H226ZM257 95V96H256ZM39 96H40V98H39ZM43 96V97H42ZM47 96V95H46ZM83 96L85 97V98H83ZM176 96V95H175ZM182 96V97H181ZM185 96V97H184ZM192 96V97H191ZM225 96V97H224ZM244 96V97H243ZM9 97H11V98H9ZM20 97L21 98H23V99H20ZM82 97V98H81ZM194 97V98H193ZM214 99H213V98ZM238 97V98H237ZM37 98H39L38 100H37ZM191 98V99H190ZM257 98V99H256ZM2 99L4 100V102H2ZM6 99H8V101L6 100ZM29 99V100H28ZM137 100V102H136V100ZM180 99H181V101H180ZM224 99V100H223ZM238 101H237V100ZM252 99V100H251ZM40 100L42 101V102H40ZM43 100H45V101H43ZM75 100V99H74ZM85 100H86V102H85ZM112 102V104L110 103V101ZM175 100V101H176ZM191 100V101H190ZM256 102H255V101ZM22 101H24V102H22ZM29 101V102H28ZM34 102V103H32V102ZM107 101V105H106V103L105 102ZM109 101V102H108ZM213 101V102H212ZM233 101V102H232ZM254 101V102H253ZM7 102V104H8V102H9V106L8 105H6L5 104V106H4V103H6ZM99 102V103H98ZM128 102V103H127ZM24 103V104H23ZM32 103V104H31ZM39 103H41V104H39ZM48 104L47 106L48 107H46V104ZM50 103V104H49ZM105 103V104H104ZM110 103V106L108 105ZM127 103V104H126ZM213 103V104H212ZM237 103V104H236ZM29 105V104H31L32 106H34V107H32L31 106V108L34 110H32L31 108H29V109H31L32 111H30L28 108L26 109V106L27 105ZM45 104V105H44ZM52 104H53V106H52ZM57 104V105H56ZM81 104V105H80ZM149 104V105H148ZM150 104H152V105H150ZM204 104V106H202ZM208 104V105H207ZM2 105H3V107H2ZM12 105V107H10ZM24 105V106H23ZM39 105V106H38ZM40 105H42V106H40ZM112 105V106H111ZM119 105V106H118ZM195 105H196V107H195ZM258 105V106H257ZM8 108H7V107ZM13 106H14V108H16V110L13 108ZM36 106V107H35ZM44 106V107H43ZM125 106V107H124ZM6 107V108H5ZM87 107V108H86ZM94 107H96V108H94ZM97 107L98 108H101V107H103L104 109H102V111H104V112H106L105 111V109L108 111V114H110V113H112V115H114V116H111V115H108V117H106L107 119L105 120V121H103V116H102V113L101 112H97L96 110H97ZM118 107V108H117ZM124 107V108H123ZM150 107V108H149ZM206 107V108H205ZM218 107V108H217ZM5 108V109H4ZM10 108H11V110H12V112L10 113ZM35 108V109H34ZM47 108V109H46ZM57 108V107H56ZM89 108V109H88ZM110 108V109H109ZM128 108V109H127ZM177 108H179V107H177ZM177 108H175V106H174V110H172V111H175V110H177ZM192 108V109H191ZM220 108V109H219ZM222 108V109H221ZM234 108V109H233ZM252 108V109H251ZM7 109H9V111L7 110ZM40 109V110H39ZM91 109V110H90ZM124 109H126V110H124ZM172 109H173V106H172ZM15 110V111H14ZM18 110V111H17ZM44 110H45V113H43L44 112ZM89 110V111H88ZM98 110H101V109H98ZM111 110V111H110ZM141 110H143V111H141ZM146 110V111H145ZM203 110V111H202ZM216 110V111H215ZM230 110H231V112H230ZM254 110V111H253ZM4 111H6V113L4 112ZM8 111V112H7ZM17 111V112H16ZM21 111V112H20ZM37 113H36V112ZM41 111V112H40ZM48 111H49V113H48ZM83 111V112H84ZM199 113V114H197V112ZM235 111V112H234ZM239 111V112H238ZM201 112H203L204 113V115H203V113H201ZM15 113V114H14ZM31 113V114H30ZM51 113H52V111H51ZM120 113V114H119ZM145 113V114H144ZM147 113V114H146ZM151 113V114H150ZM211 113V115L210 116H208V114H210ZM223 113V114H222ZM231 113H233V114H231ZM8 114L10 115V116H12V117H10V116H8ZM32 114L33 115H35V116H32ZM48 114V115H47ZM76 114H74L75 116H76ZM126 114V115H125ZM150 114V115H149ZM153 114V115H152ZM201 114V115H200ZM15 115V116H14ZM19 115V116H18ZM31 115V116H30ZM73 115V114H72ZM84 115H86V114H84ZM182 115V116H181ZM29 116V117H28ZM73 117V121L75 120V124H74V122H72L76 127H77V123L76 122H78L79 124H81L82 122H84V121H86V117L85 116H83V115H80V117L81 116H83L82 118L84 119H82V118H80V119H78L79 117H77V120H76V117ZM180 116V117H179ZM208 116V117H207ZM15 117V118H14ZM17 117V118H16ZM20 117H22V118H20ZM27 117V118H26ZM33 117V118H32ZM118 117V118H117ZM142 117V118H141ZM196 117V118H195ZM248 119H247V118ZM29 119V121H23V122H21L20 123V120L22 121V119ZM44 118V119H43ZM101 118V119H100ZM147 118V119H146ZM198 118V119H197ZM6 120V123L4 124V122H3V120ZM13 119V120H12ZM19 119V120H18ZM33 119V120H32ZM37 119V120H36ZM43 119V120H42ZM152 119V120H153ZM176 119V120H175ZM246 119V120H245ZM15 120H18V121H15ZM40 120V121H39ZM81 120V121H80ZM83 120V121H82ZM15 121V122H14ZM32 121V122H31ZM37 121V122H36ZM103 121V122H102ZM107 121V122H106ZM184 121V122H183ZM187 121V122H186ZM9 122V123H8ZM15 124H14V123ZM19 122V123H18ZM35 122V123H34ZM81 122V123H80ZM100 122V123H99ZM144 122V121H143ZM26 123V124H27ZM32 123H34V124H32ZM103 125H102V124ZM114 123V124H113ZM245 123V124H244ZM7 124H10V127H8V126H6ZM13 124V125H12ZM78 124V125H79ZM100 124V125H99ZM109 124V125H108ZM187 124V125H186ZM223 124H224V127H223ZM19 125H18V128H19ZM72 126L71 128L72 129H74V127L75 126ZM93 125H94V123H93ZM108 125V126H107ZM115 125V126H114ZM138 125V126H137ZM0 126V127H1ZM13 126V127H12ZM38 126H40V124L38 125ZM107 126V127H106ZM121 126V127H120ZM127 126V127H126ZM180 126V127H179ZM79 127V126H78ZM102 127V128H101ZM132 127L133 128H135V130L134 131H132L133 129H132ZM176 127V128H175ZM182 127V128H181ZM263 129L262 131L260 130L261 128ZM8 128V129H7ZM13 128V129H14ZM39 128V127H38ZM153 128V129H152ZM247 128V129H246ZM259 128V130L260 131H258L257 129ZM78 128H76V129H74V130H77ZM94 129L96 130V132H97V134H96V132L94 131ZM162 129V130H161ZM207 129V130H206ZM3 130H4V132H3ZM19 130V129H18ZM79 130H80V128H79ZM103 130V131H102ZM107 130V131H106ZM109 130V131H108ZM114 130V131H113ZM151 132H150V131ZM188 130V131H187ZM190 130H192V131H190ZM200 130V131H199ZM250 130V131H249ZM7 133H6V132ZM72 131V130H71ZM70 131V132H71ZM102 131L103 133H101L100 134V132ZM130 131V132H129ZM184 131V132H183ZM1 132H2V134H5L6 133V136L5 137H2L1 138V136H2V134H1ZM11 132H14L13 134H11ZM75 132V131H74ZM77 132H78V130H77ZM110 132V133H109ZM125 132V133H124ZM157 132V133H156ZM258 134H257V133ZM262 132V133H261ZM93 133L96 135V138H98V139H101L102 138V140L99 142V140L97 141V139L95 138V137H92L93 136ZM105 133H106V135H105ZM112 133V134H111ZM118 133V134H117ZM148 133V134H147ZM177 133V134H176ZM190 133H191V135H190ZM198 133V134H197ZM200 133H202V134H200ZM207 133V134H206ZM262 135H261V134ZM26 134H27V136L29 135L28 134V131L26 132ZM34 134H36V132H34V130H33V134L32 133H30V135H31V138H32V136L34 137ZM38 135H36L37 136V138H36V136L34 137L35 139H36V141H38L37 139H39V137H40V134L39 133H37ZM100 134V135H99ZM110 134V135H109ZM128 134L129 135V137H130V140H129V137H128V135L126 136V135ZM144 134V135H143ZM150 134V135H149ZM182 134V135H181ZM234 134H235V136H234ZM24 135V134H23ZM29 135V136H30ZM90 136V138L89 137H86V136ZM108 135V136H107ZM117 135V136H116ZM138 135V134H137ZM147 136V138H146V136ZM198 135H200V136H198ZM237 135L240 137L241 135L242 136H244V140L245 141H247V143L245 142V141H243V137H241L242 139H238V137H237ZM246 135H249V136H252L251 138L249 137V136H246ZM261 137H260V136ZM100 136H101V138H100ZM112 136V137H111ZM114 136L116 137V138H114ZM119 136V137H118ZM157 136H160V137H157ZM247 138H246V137ZM18 137L20 138V139H18ZM124 137H127L128 139H126V138H124ZM153 137V138H152ZM156 137H157V139H156ZM186 137V138H185ZM237 137V138H236ZM251 139V142H249L250 141V139ZM258 137V138H257ZM260 137V138H259ZM5 138V139H4ZM25 139L27 138V137H24ZM89 138V139H88ZM94 138H95V140H94ZM111 138V139H110ZM114 138V139H113ZM121 138V139H120ZM126 139V140H128L129 141V143H128V141L126 142V140H124V139ZM132 138V139H131ZM135 138V139H134ZM185 138V139H184ZM235 138V139H234ZM262 138V139H261ZM8 139V140H9ZM10 139V140H11ZM151 141H149V140ZM237 139V140H236ZM253 139V140H252ZM9 140V141H10ZM16 140L18 141L17 143H16ZM87 140H90L89 142L87 141ZM94 140V141H93ZM105 140V141H104ZM124 140V141H123ZM147 140V141H146ZM233 140H235L234 142L235 143H237V145L234 143V142H231V141H233ZM239 140H241V141H239ZM14 141H13V143H14ZM31 141H33V140H31ZM102 141H103V143H102ZM135 141V142H134ZM161 141V142H160ZM220 141H222V142H220ZM238 141H239V143H244V145H245V143H246V145L244 146L243 144H239L238 143ZM40 142V141H39ZM100 144H99V143ZM109 142V143H108ZM121 142H126L127 144H125V146H124V144H122L121 145ZM150 142V143H149ZM248 142H249V144H248ZM256 142V143H255ZM260 142V143H259ZM6 143H7V141H6ZM5 143V141L3 142V145H5L6 144ZM34 143H38V142H34ZM95 143H98L99 144V146H102L101 148L103 149V151L106 153V154H109L108 155V159H106L107 161L106 162H104V161H102V160H100V158H98V165H97V162H96V155L98 154L97 152L98 151H102V149H100V147L98 148V145L97 144H95ZM102 143V144H101ZM116 143H120V144H116ZM175 143V144H174ZM200 143V144H199ZM216 143V144H215ZM223 143V144H222ZM233 143V144H232ZM258 143V144H257ZM1 144V143H0ZM8 144V143H7ZM92 144V145H91ZM104 144V145H103ZM117 146H115V145ZM130 144V145H129ZM132 144V145H131ZM134 144V145H133ZM141 144V145H140ZM172 144V145H171ZM238 144L240 145V146H238ZM252 144V145H251ZM254 144V145H253ZM2 144L0 145L1 147L3 146ZM16 145H14L15 147H16ZM34 145V144H33ZM106 145L108 146V147H106ZM156 145V146H155ZM234 145H235V147H234ZM6 146V145H5ZM3 147V149H0L1 150V152H0V157H1V159H0V164H2L1 162H4V161H2L3 160V157L2 156H4V154L2 153V150H3V152H5L6 150L8 151V149H9V147H8V149H5V148H7V146L6 147ZM19 146H17V148L19 147ZM93 146V147H92ZM96 146H97V148H98V151H97V148H96ZM122 146V148H120V149H117V148H119V147H121ZM127 146H128V148H127ZM139 146V148H137ZM248 146V147H247ZM257 146V147H256ZM258 146H259V149H258ZM0 147V148H1ZM36 147H38L37 145H36ZM111 147V148H110ZM113 147V148H112ZM125 149H124V148ZM132 147H135V148H132ZM153 147V148H152ZM171 147V148H170ZM217 147H219V148H217ZM231 147V148H230ZM244 147V148H243ZM246 147L248 148V149H246ZM251 147V148H250ZM253 147H256L257 148V150L256 149H254ZM262 147V148H261ZM28 148V149H27ZM34 148H35V146H34ZM90 148H92L91 150H90ZM143 148V149H142ZM157 148V149H156ZM172 148L174 149V150H172ZM228 148V149H227ZM230 148V149H229ZM5 149V150H4ZM26 149V150H25ZM31 149H33V148H31ZM30 149V151H32ZM113 149V150H112ZM117 149V150H116ZM124 150V151H122V150ZM130 149H132V150H135V151H132V150H130ZM136 149H138V150H136ZM153 149V150H152ZM164 149V150H163ZM208 149V150H207ZM232 149H234V150H232ZM252 149V150H251ZM14 150H15V148H14ZM16 150V151H17ZM24 152H28V154L27 153H23V151ZM36 150H38V152L40 151L39 149H36ZM97 152H96V151ZM110 150V151H109ZM111 150H112V152H111ZM121 151V152H118V151ZM141 150V151H140ZM207 150V151H206ZM215 150H217V151H215ZM223 150H224V152H223ZM250 150V151H249ZM255 150V151H254ZM7 151L5 152V153H7ZM34 151V150H33ZM32 151V152H33ZM94 151V152H93ZM103 151H102V153H103ZM115 151V152H114ZM130 151L131 152H133V153H130ZM152 151H153V153H152ZM201 151V152H200ZM220 151L222 152V153H220ZM254 151V152H253ZM22 152V153H21ZM90 152H93V154L94 153H96V155L95 156H93V158L92 157H90L89 156V154H90ZM109 152H111V155H110V153ZM123 152V153H122ZM129 152V153H128ZM135 152H136V154H135ZM154 152H156V153H154ZM172 152H173V154H172ZM235 152V153H234ZM257 152V153H256ZM86 153V154H85ZM104 153V154H105ZM112 153L114 154V155H112ZM115 153H117V155L115 154ZM145 153V154H144ZM198 153L200 154L199 156H198ZM205 153V154H204ZM207 153V154H206ZM250 153H251V155H250ZM32 154V153H31ZM127 154H129V155H127ZM132 154V155H131ZM143 154V155H142ZM151 154V156H149ZM162 154H163V156L165 157V156H167V157H163L164 159L162 160V158H161V156H162ZM192 154H193V156H192ZM218 154V155H217ZM259 154V155H258ZM85 155V156H84ZM86 155H88L87 157H86ZM119 155H121V156H119ZM145 155V156H144ZM225 155V156H224ZM240 155V156H239ZM257 156V157H255V156ZM33 156V155H32ZM61 156V157H60ZM82 156V157H81ZM115 156V157H114ZM123 156V157H122ZM128 156V157H127ZM205 156H207V157H205ZM220 156H224V158L223 159H219V161H218V158H220ZM27 157V158H26ZM29 157V158H28ZM75 157H78V158H75ZM89 157V158H88ZM130 157L131 158H134V160L132 161V159L130 160ZM151 157H153L152 159H151ZM156 157V158H155ZM246 157V158H245ZM249 157V158H250ZM255 157V158H254ZM81 158V159H80ZM110 158H112V159H110ZM119 158V159H118ZM130 160V162H132L131 164H130V162H128L127 163V161L126 160H128V159ZM156 160H155V159ZM161 158V160L163 161L162 163H161V160H159ZM189 158V159H188ZM193 158V159H192ZM201 160H200V159ZM242 158H243V160H244V165H243V169H244V167L246 166L247 168L246 169H248V171L249 172H251L252 174H250L251 175V177H249L248 176V174L246 173V170H244V172L246 173V176H242L243 178H241V174H238V176L237 177H231L230 178V172H233V171H231V169L230 168H228L229 170H230V172H228V170H226V173H225V170H224V168H227L229 165V167H231V165H232V169L233 170H235V172H237V169L236 168H238V170H240L241 169V164H243V162L241 161L242 160ZM51 159H53V160H51ZM61 159V160H60ZM66 159H67V161H66ZM76 159V160H75ZM91 159H93V160H91ZM110 159V160H109ZM168 159V160H167ZM188 159V160H187ZM21 160V161H22ZM31 160L33 161L32 163H31ZM64 160V161H63ZM100 160V161H99ZM113 160H114V164H113ZM120 160V161H119ZM124 160V161H123ZM154 160V161H153ZM173 161V162H171V161ZM204 160V161H203ZM234 160H235V162H234ZM26 161L28 162V163H30V165H26V164H28V163H26ZM53 161V162H52ZM75 161V162H74ZM89 161V162H88ZM110 161V162H109ZM146 161V162H145ZM195 161H196V163H195ZM54 162L57 164H54ZM67 162V163H66ZM73 162V163H72ZM101 162H104V163H101ZM116 162V163H115ZM120 162V163H119ZM124 162V163H123ZM149 162V163H148ZM167 162V163H166ZM240 162H242L241 164H240V166H238L239 165V163ZM257 162V163H256ZM5 163V162H4ZM73 165H72V164ZM75 163V164H74ZM85 164V165H78V164ZM108 163V164H107ZM138 163V164H137ZM146 163H148V164H146ZM172 163V164H171ZM194 163V164H193ZM247 163V164H246ZM258 163H259V166H258ZM262 163V164H261ZM15 165L14 167H18V165ZM33 164V165H32ZM77 164V168H79V169H81L82 170V174H80V176H78V177H76L77 179H70V182H69V180H67L68 182H66V184L64 183V182H62V180H60V178L59 177H61L62 176V173H63V171H67V169L68 168H70V167H72V166H74V165H76ZM101 164V165H100ZM102 164H104V166L105 167H102L103 165ZM106 164V165H105ZM125 164H128V165H126L125 166ZM149 164H151V165H149ZM238 164V165H237ZM52 165V166H51ZM55 165H56V167H55ZM64 165V167H62ZM66 165V166H65ZM88 165V166H87ZM107 165H108V167H107ZM110 165V166H109ZM120 165H121V167H120ZM149 165V166H148ZM159 165V166H158ZM190 165H192V166H190ZM198 165V166H197ZM234 165V166H233ZM236 165V166H235ZM256 165V166H255ZM261 165H263L262 167H261ZM31 166V170L29 169V167ZM83 166V167H82ZM116 166V167H115ZM124 166V167H123ZM151 166V167H150ZM238 166V167H237ZM248 166H249V164H248ZM249 166V167H250ZM259 168H258V167ZM0 167H3V170H2V168L0 169V178H4V176L5 175H7V173L9 174V172H7L8 171V169L6 168V166H3V164L2 165H0ZM63 168V171L61 172L60 170V168ZM95 167V168H94ZM99 167V168H98ZM102 167V168H101ZM107 167V168H106ZM110 167H111V169H110ZM128 167V168H127ZM153 167V168H152ZM193 167V168H192ZM4 168H6V172H4L5 171V169ZM28 168V169H27ZM98 168V169H97ZM103 168H105V169H103ZM189 168V169H188ZM258 168V169H257ZM15 169H17V171L15 170ZM21 169H23L22 171L23 172H25L24 174L25 175H27V176H29L30 175V173H31V175L29 176V177H31V178H29L30 180H28L27 179V181H28V184H27V181H26V183H25V181H21L20 182V180H24V177L26 178V176H23L24 174H23V172L22 171H20ZM85 169V170H84ZM89 169V170H88ZM92 169V170H91ZM109 169V170H108ZM120 169V171L121 172H118L117 170H119ZM130 169H132V172H131V170ZM135 169V170H134ZM139 171H138V170ZM150 169V170H149ZM196 171H195V170ZM28 170H30V172L28 171ZM94 170V171H93ZM97 170H99V171H97ZM106 170H108V171H116L115 173H114V179H116V175H117V183H115V185L116 186H114V184H113V186L111 185V183H110V185H111V187H112V189L109 187L110 185H106V184H109V182L110 181H107L106 180V178H104V174H108L107 173V171ZM134 170V171H133ZM184 170V171H183ZM256 170H255V172H256ZM3 171V172H2ZM14 171H15V173H18V168H14ZM13 171V172H14ZM90 171H92V172H90ZM153 171V172H152ZM198 171V172H197ZM221 171H223V173L225 174V175H227V178L226 179H224V180H226V181H224V180H221V178L220 177H226L224 174H221L220 172ZM243 171V170H242ZM247 171V172H248ZM11 172V171H10ZM20 172H22L21 174H20ZM59 172V173H58ZM84 172H88V176L87 175H85L84 174ZM102 172V173H101ZM104 172V173H103ZM185 174H184V173ZM187 172V173H186ZM218 172V173H217ZM228 172V173H227ZM239 172V171H238ZM5 173V174H4ZM14 173V174H15ZM27 173H29V174H27ZM40 173H42L41 175H42V178H40L41 177V175H40ZM131 173H133V174H131ZM234 173V172H233ZM241 173V172H240ZM245 173H242V175L244 174L245 175ZM11 174H13V173H11ZM10 174V175H11ZM34 174V175H33ZM66 175V173H63V175ZM90 174H92V175H90ZM96 174V175H95ZM192 174V175H191ZM217 174H218V178H217V180L215 179V178H213L214 176L216 177L217 176ZM219 174H221V176H219ZM229 174V175H228ZM234 174H236V173H234ZM2 175V176H1ZM16 175V174H15ZM40 175V176H39ZM85 175V176H84ZM95 175V176H94ZM109 175H110V173H109ZM111 175H113V173L111 172ZM157 175V176H156ZM164 175V176H163ZM194 175V176H193ZM208 175V176H207ZM214 175V176H213ZM232 175V174H231ZM12 176V175H11ZM17 177H18V174L16 175ZM36 176V177H35ZM50 176V177H49ZM52 176H54V177H52ZM89 176H90V178H89ZM98 176V178L99 179H97V178H95V177H97ZM130 176V177H129ZM160 176V177H159ZM210 176H212L211 178L215 181V183H216V185L214 186V181H212V179L211 180H208L209 181V184H204L207 180L206 179H210L209 177ZM229 176V177H228ZM240 176V177H239ZM257 176V179H258V181L259 180H261V179H264V174L262 175L263 176V178H262V176H260V177H258ZM6 177H8V175L7 176H5V178L4 179H6ZM34 177V178H33ZM47 177V178H46ZM63 177V176H62ZM84 177L86 178V177H88V179L86 178V179H84ZM102 177V178H101ZM155 177V178H154ZM178 177V178H177ZM207 177V178H206ZM222 177V178H223ZM253 177H256V176H254L253 175ZM9 179L11 178V177H8ZM7 178V179H8ZM35 178H38V179H41V180H38V182H37V180L35 179ZM49 178V179H48ZM104 178V179H103ZM177 178V179H176ZM32 179V180H31ZM46 179V180H45ZM58 179V180H57ZM96 179V180H95ZM152 179V180H151ZM186 179V180H185ZM219 179H220V182H219ZM237 179V180H236ZM26 180V179H25ZM34 180V181H33ZM44 180V181H43ZM62 182V183H60V181ZM71 180H73V181H71ZM104 180H105V182H104ZM151 182H150V181ZM167 180V181H166ZM231 180H232V182H231ZM241 180V181H240ZM245 180V181H244ZM3 180L2 179H0V195L2 196V194L4 195H6V193L7 192H9V189H10V191H11V189H12V187H10L9 186V184L10 183H8L9 181L8 180H4L5 182L6 181H8L7 182V184L6 183H3L2 182ZM15 181V183H13ZM33 181V182H32ZM84 181H86V182H84ZM93 181V182H92ZM97 181H98V183H97ZM125 181V182H124ZM157 181V182H156ZM210 181H212V182H210ZM224 181V182H223ZM4 184V185H2V187L3 188H1V184L2 183ZM24 182V183H23ZM31 182H32V185H30L29 186V183L31 184ZM36 182V183H35ZM44 182V183H43ZM51 182V183H50ZM168 182V183H167ZM190 184H189V183ZM200 182V183H199ZM261 182H263L264 183V181L262 180ZM17 183H20V185H18ZM41 183V184H40ZM48 184V187H47V189L48 188H51L50 190H51V193H50V197L51 198H49V194L48 195H44L45 193L47 194V193H49L48 192V190L45 188L44 189V187H46V185ZM72 183V184H71ZM91 184V183H94V184H92V185H89L90 187L88 188V185L86 186L85 184ZM104 183H105V185L106 186H104ZM152 183H158V184H156L157 186H155V184H152ZM192 183V184H191ZM197 183H198V188H196V185H197ZM208 183V182H207ZM218 183H219V186H217L218 185ZM246 183H247V185H246ZM15 184H17L18 186H16ZM46 184V185H45ZM55 184V185H54ZM60 184V185H59ZM71 184V185H70ZM96 184V185H95ZM97 184H99V186L97 185ZM177 184V185H176ZM180 184V185H179ZM195 184V185H194ZM8 185V187H6ZM15 185V186H14ZM41 185V186H40ZM51 185V186H50ZM57 185V186H56ZM68 187H67V186ZM83 185V186H82ZM118 185V186H117ZM130 185V186H129ZM144 185V186H143ZM190 185H191V187L193 188V185L195 186V188H187V187H190ZM200 185V186H199ZM206 185V186H205ZM223 185H224V187H223ZM229 185H231V186H229ZM238 185V186H237ZM26 186V187H25ZM39 186L42 188V189H40L39 188ZM55 186H56V188H55ZM82 186V187H81ZM94 186V187H93ZM120 186V188H117V187H119ZM123 186V187H122ZM163 186V187H162ZM186 186V187H185ZM204 186L206 187V188H204ZM213 186V187H212ZM227 186V187H226ZM236 186V187H235ZM247 186L249 187V188H247ZM10 187V188H9ZM53 187H54V189H53ZM62 187V188H61ZM65 187H67L66 189H65ZM145 189H144V188ZM148 187H150L149 189H148ZM153 187V188H152ZM155 187V188H154ZM162 187V188H161ZM211 187V188H210ZM217 187V188H216ZM246 187V188H245ZM5 188V189H4ZM61 190H60V189ZM88 188V189H87ZM110 188V192L109 193H107L106 191V189H109ZM208 188L209 189H212L211 191L210 190H208ZM229 188V189H228ZM264 188V187H263ZM7 189V191H5ZM39 189V190H38ZM60 190L59 192L58 191H56V192H58V193H60L61 194V196H60V194H59V198H60V200H59V198L58 197H54V195L55 196H57L58 195V193H54L53 192V190ZM63 189V190H62ZM68 189V190H67ZM126 189V190H125ZM144 191H143V190ZM146 189H147V191H146ZM184 189V190H183ZM201 189H203V191L201 190ZM37 190V191H36ZM45 190H46V192H45ZM85 190V192H83ZM172 190V191H171ZM174 190V191H173ZM205 190L207 191H209V192H207V193H205ZM235 190V191H234ZM263 190V189H262ZM1 191H2V193H1ZM4 191V192H3ZM34 191V192H33ZM42 192L43 191V193H41V197H43L42 199H44V201H45V203H44V201L43 200H41L42 201V203L39 201V199L37 200L36 198L37 197H34L35 195H37L38 196V193L39 192ZM67 191V192H66ZM103 191V192H102ZM180 191H182V192H180ZM231 191V192H230ZM237 191V192H236ZM264 191V190H263ZM12 192V191H11ZM66 192V193H65ZM83 192V193H82ZM107 194H105V193ZM143 192V193H142ZM145 192V193H144ZM201 192V193H200ZM202 192H203V194H202ZM214 192V191H213ZM36 193V194H35ZM71 193V194H70ZM87 193V194H86ZM101 193H104L105 195H103V196H100V197H102L100 200L98 199V197H99V195H102ZM216 192H214V194H215ZM235 193V194H234ZM248 193V192H247ZM251 193V192H250ZM35 194V195H34ZM43 194V195H42ZM54 194V195H53ZM78 194V195H77ZM210 194H212L213 195V193H210ZM262 194H264V192L262 193ZM4 195V196H5ZM22 195V196H21ZM52 195V196H51ZM121 195V196H120ZM136 195V196H135ZM139 195H140V197H139ZM178 195V196H177ZM180 195V196H179ZM202 195H204V196H202ZM232 195V196H231ZM247 195V196H246ZM82 196V198H80L79 200H78V198L79 197H81ZM84 196V197H83ZM116 196V197H115ZM173 196V197H172ZM202 196V197H201ZM208 196V195H207ZM245 196V197H244ZM49 199H48V198ZM66 197V198H65ZM99 197V198H100ZM129 197H130V199H129ZM135 199H134V198ZM197 197H200V198H202V200L200 199V198H198V200H197ZM205 197V198H204ZM223 197V198H224ZM247 197V198H246ZM26 198V199H25ZM62 198V199H61ZM124 198V199H123ZM139 198V199H138ZM211 198V200H213V203L214 204H212V202L210 201V200H207L208 201V203H211V204H209V206H210V209H209V206L208 207H206L204 204L206 203V205H208V203L207 202H205L204 200L205 199H210ZM216 198H218L217 200H216ZM222 198V199H223ZM234 198V197H233ZM260 198V197H259ZM264 197H262V199H263ZM58 199V200H57ZM68 199H69V202H68ZM90 199V200H89ZM48 200V201H47ZM57 200V201H56ZM76 200V201H75ZM82 200V201H81ZM99 200V201H98ZM125 200H126V202H125ZM200 200H201V202H203V203H201L200 202ZM225 200V199H224ZM227 200V201H226ZM224 202L222 201L221 202V204H223V203H225V204H227V202H228V198L226 199ZM35 201V203L38 201V204H39V202L41 203V204H35V203H33ZM67 201V202H66ZM72 201V202H71ZM123 201V202H122ZM162 201V202H161ZM163 201H167V203H169L170 205H168V204H166L165 202H163ZM197 201H199V202H197ZM210 201V202H209ZM215 201L219 204H215ZM260 201V202H259ZM256 204H259L260 203V206H261V210H264V203H261L262 201H264V200H259ZM18 202H20V206L18 207ZM50 202V203H49ZM63 202V203H62ZM76 202H78V203H76ZM115 202V203H114ZM134 202V203H133ZM195 202V203H194ZM196 202H197V205H196ZM28 203V204H27ZM43 203H44V206H43ZM51 203H53L52 205H51ZM72 205H71V204ZM75 203V204H74ZM174 203V204H173ZM201 203V205H202V207H204V208H208L207 210L205 209V210H203V208H199V205L198 204H200ZM22 204H23V206H22ZM27 204V205H26ZM31 204V205H30ZM33 204H35L36 205V207L38 208V209H40V210H38L37 208H35V207H33ZM47 204H48V206H47ZM85 204V205H84ZM90 204V205H89ZM132 204V205H131ZM134 204V205H133ZM194 204V206H192ZM244 206H245V208L248 206V205H245V203H242ZM24 205H25V207H24ZM45 205H46V207H45ZM71 205V206H70ZM80 205V206H79ZM92 205V206H91ZM124 205V206H123ZM160 206V208H161V205H163V209H165V210H163V209H160V210H156V207L157 206ZM168 205V206H167ZM189 205V208H187V206ZM200 205V206H201ZM212 205V206H211ZM215 205H216V207H215ZM231 205H233V202H232V204ZM12 206V207H11ZM33 207L32 208V210H31V207ZM50 206H51V208H50ZM54 206V207H53ZM74 206V207H73ZM79 206V207H78ZM131 206V207H130ZM170 206H171V208H170ZM190 206H192V207H190ZM196 206V207H195ZM233 206H236L235 205V203H234V205ZM253 206H255V205H253ZM252 206V207H253ZM262 206H263V208H262ZM29 207V208H28ZM57 207V208H56ZM65 207V208H64ZM68 207V208H67ZM92 207V208H91ZM166 207V208H165ZM181 207V208H180ZM195 207V208H194ZM216 209H215V208ZM221 207H223V205L221 206ZM220 207V208H221ZM225 207V206H224ZM242 208H243V206H241ZM249 207V206H248ZM246 208L247 209V211L249 210V214L248 213H245V214H243V215H245L244 217L242 216V215H239V217H241L240 219H239V217L237 218V216H236V218L237 219H239V220H235L234 221V219L231 221V224H232V222L234 221V222H236V221H239L238 223H236V224H233L231 227H228L227 225V227H225V228H223V226L226 224V222H223L222 224H223V226H221L220 227V229L218 228L217 230H218V232L219 233H221L220 232V230L222 229L223 231L225 230H227L226 231V233L227 232H229L230 231V233L231 232H233V233H235L234 231H237L238 232V230L239 231H241L242 233L244 232L243 230H247V228H250V227H247V226H249L250 225V223H249V221H248V219L249 220H251L252 218H251V215H255L253 212H255V210H253V208L252 209H249V208ZM14 208V210H12ZM41 208H43V209H41ZM46 208V209H45ZM56 208V210H54ZM71 208V209H70ZM77 208V209H76ZM80 208V209H79ZM111 208V209H110ZM113 208V209H112ZM120 208V209H119ZM136 208V209H135ZM139 208V209H138ZM157 208H159V207H157ZM179 208V209H178ZM186 208V209H185ZM228 208V207H227ZM235 208V207H234ZM234 208H232V207H230V209H234ZM240 208V207H239ZM3 209V210H2ZM21 209H23V211H26V212H23V211H21ZM25 209V210H24ZM37 209V210H36ZM65 209V210H64ZM69 209V210H68ZM79 209V210H78ZM93 209V210H92ZM132 209V210H131ZM151 209V210H150ZM154 209L156 210V212L154 211ZM184 209V210H183ZM191 209V210H190ZM202 210V211H205V212H203L205 215L203 216V213H201L200 212V214H197V212H193L194 210ZM223 209V211L225 210V208H221V210ZM256 209V208H255ZM21 212H20V211ZM54 210V211H53ZM68 210V211H67ZM77 210V211H76ZM113 210H115V212L113 211ZM121 210V211H120ZM220 210V209H219ZM236 210V209H235ZM242 210V209H241ZM251 210V211H250ZM253 210V211H252ZM32 211V212H31ZM33 211H35L36 212V214H34L35 212H33ZM48 211V212H47ZM49 211H51V212H49ZM53 211V212H52ZM65 211H67L66 212V214L65 213H63V218H62V216H61V214H62V212H65ZM81 211H82V213H81ZM88 211H89V213H88ZM105 211H106V213H105ZM207 211V212H206ZM229 210H226V213L228 212ZM237 211H238V209H237ZM240 211V210H239ZM242 211H244V208H243V210ZM258 213L259 212H261L260 211V208H258V210H256ZM31 212V213H30ZM45 212H47L46 214H45ZM58 212V213H57ZM86 212V213H85ZM108 212H109V214H110V216H108L109 214H108ZM112 212H114V213H112ZM156 213V216L154 215L155 213ZM158 212H159V214H158ZM245 212H246V210H245ZM250 212H252L253 214H251ZM257 212H256V215H257ZM263 212V211H262ZM20 213V214H19ZM41 213V214H40ZM50 213V214H49ZM77 213H78V215H77ZM81 213V214H80ZM85 213V214H84ZM100 213H102V214H100ZM169 213L167 214V217H165V219H167L168 218V215H169ZM185 213L183 214V215H185ZM193 213L194 214H196V215H193ZM198 213H199V211H198ZM240 213H241V211H240ZM239 213V214H240ZM244 213V212H243ZM10 214V215H9ZM44 214V215H43ZM83 214V215H82ZM87 214V215H86ZM141 214H143L144 215V217L143 216H141ZM153 214V215H152ZM173 214V213H172ZM177 214H180L179 216H176L175 217V215H174V219H172L173 217H172V215L171 216H169L170 217V219H167L166 221H162V224H165V222H167L166 224H165V226H166V232L168 231V230H171L172 232H175L176 230H177V235L179 234V233H181L182 234V231H183V233H184V229H186L185 227L187 226L188 227V225L190 224L189 223V221L190 220H187L189 217H186L187 216V214L185 215V216H183V215H181V212L180 213H178L177 212ZM242 214V213H241ZM264 214V213H263ZM69 216V218L67 217V216ZM86 215V216H85ZM92 215V216H91ZM105 215V216H104ZM126 215V216H125ZM200 215H202L203 216V218H202V216H200ZM250 215V218H247L248 216ZM255 215V216H256ZM262 214H260V216H261ZM4 216H6L5 218H4ZM11 216V217H10ZM39 216H42V217H44V216H46L47 218H49L48 220L46 219V217H44L45 218V220H47V221H45L44 219H42V221H45V222H42L40 219L42 218V217H40V219H39ZM61 216V217H60ZM66 216V217H65ZM83 216H85V217H83ZM158 216V217H157ZM166 216V215H165ZM181 216V217H180ZM195 216L197 217L196 219H195ZM259 218H260V216L259 215H257ZM256 216V217H257ZM38 217V219H36ZM52 217V218H51ZM56 217V218H55ZM172 217V218H171ZM204 217H206V218H204ZM257 217V218H258ZM30 218H32L31 220H30ZM62 218V219H61ZM64 218H66V220L64 219ZM73 218V219H72ZM80 218V219H79ZM162 218H164V216L162 217ZM161 218V219H162ZM181 218V219H180ZM187 218V219H186ZM235 218V219H236ZM244 220H243V219ZM261 218H263V215L261 216ZM68 219L70 220V222H72V223H74V225L73 224H70V226H67V224L66 225H62L63 223H64V221L63 220H65L66 222L68 221ZM76 219H78L79 220V222H80V220H81V224H78L79 222H77V224H76V221H78V220H76ZM152 219V223L150 222V220ZM155 219V220H156ZM183 219V220H182ZM186 219V220H185ZM26 220H29V224L27 223V221ZM33 220H35L34 222L35 223H33L32 221ZM88 220V221H87ZM89 220H90V224L89 223H87V222H89ZM116 220V221H115ZM127 220H128V223L129 224H127ZM132 222H131V221ZM159 220H160V218H159ZM164 220V219H163ZM172 220V221H171ZM192 220V219H191ZM192 220V221H193ZM197 220V221H196ZM253 220V219H252ZM58 221V222H57ZM63 221V222H62ZM130 221V222H129ZM149 221V222H148ZM161 221V220H160ZM170 221V223H168ZM188 221V222H187ZM216 221V220H215ZM262 221V228H261V230L259 229L260 228V226H258V225H256V226H258V230L260 231V234H262V235H260L259 237H261V238H259L258 236H256V237H258V239L257 238H255V240H254V243H253V245H251V246H253L252 248L251 247H249L248 249H249V251L247 252V250L245 251V253H246V258H245V256H242L243 254H240V252L241 251H238V254H240V255H229V256H226V258H224L225 257V252L227 251V249H226V251H224V254H222L223 253V250L222 251H220V252H222V253H218V251H216V250H213V249H211V248H209V249H211L212 251L211 252H217V254H219V259L221 258L220 257V254H222L223 255V257H222V261H224V264H225V261L226 260H229V261H226V263H228L229 262V264H230V261L232 262V264H247V259L248 260H250V258L249 257H253L254 256V254L257 256L258 255V253H261L262 254V252L264 251V244H263V242H264V238H262V237H264V218L261 220ZM38 222H39V224H38ZM52 222H53V224H52ZM54 222H55V224H54ZM65 222V223H66ZM84 222H86V224H84ZM158 222V221H157ZM156 221L153 223L155 226H153L154 228H153V230L155 229H157L156 228V223H157ZM176 222V223H175ZM204 222H202V223H204ZM233 222V223H234ZM251 223H253L252 221H250ZM256 222H258L259 224H260V219H256ZM18 223V224H17ZM32 223V224H31ZM43 223H45L44 224V226H42L43 225ZM50 223V226H48L47 227V224H49ZM64 223V224H65ZM92 223V224H91ZM96 223V224H95ZM133 223V224H132ZM151 223V224H150ZM160 222H158V224H159ZM172 223V224H171ZM189 223V224H188ZM202 223H201V221H200V224L202 225ZM206 223H207V221H206ZM209 223V222H208ZM230 223V222H229ZM241 223V224H240ZM249 223V225H247ZM18 226H17V225ZM113 224V225H112ZM126 224V225H125ZM131 224L133 225V226H131ZM158 224H157V226H158ZM161 224V223H160ZM159 224V225H160ZM161 224V225H162ZM177 226H176V225ZM198 225H199V222L197 223ZM221 224V223H220ZM220 224H218V225H220ZM253 224H256L255 222L253 223ZM4 225V226H3ZM11 225V226H10ZM28 227H30V228H32V229H30V228H28V230H27V226ZM32 225L34 226V227H32ZM36 225V226H35ZM37 225H38V228H39V230H37L38 228H37ZM39 225H41L42 226V228H40L39 227ZM53 225V226H52ZM84 225V226H83ZM111 225V226H110ZM123 225V226H122ZM181 225V226H180ZM206 225V224H205ZM213 225H215V224H213ZM261 225V224H260ZM2 226V227H1ZM26 226V227H25ZM52 226V227H51ZM70 227L69 229H68V231H67V229H66V231L64 230V232L62 231L63 229L62 228H66V227ZM71 226H74V227H71ZM76 226H77V229H76ZM78 226H80V227H78ZM81 226H82V228H81ZM122 226V229H123V227H126L127 226V231H128V229L129 228H131V229H129V231H132V232H135L134 233V235H133V237L132 238H130L129 236L130 235H132L133 233H130V235H129V233H127V231H125V232H123L124 231V229H123V231L121 230V227ZM131 226V227H130ZM164 225H162V227H163ZM170 226V227H169ZM176 226V227H175ZM212 226V225H211ZM216 226H217V223H216ZM216 226H214V227H212L214 230H216ZM111 227H113V228H111ZM138 227L140 228V230L142 231H140V230H137V231H135L136 229H138ZM159 228H160V226H158ZM201 227V226H200ZM202 227H203V225H202ZM219 227V226H218ZM244 227H247V228H245L244 229ZM23 228H24V230H23ZM48 228V229H47ZM50 228V229H49ZM55 228V229H54ZM73 228V229H72ZM88 230H87V229ZM135 228V229H134ZM151 228V227H150ZM159 228L157 229V231L159 230ZM164 228V227H163ZM189 228H190V225H189ZM204 228H205V226H204ZM70 229H72V230H70ZM109 229H114V230H108ZM145 229H146V227H145ZM149 229V228H148ZM146 230L145 232H148V234H149V231L151 230V231H153L152 230V228L150 229V230ZM162 229V228H161ZM160 229V230H161ZM183 229V230H182ZM212 229V230H213ZM44 230H45V232H44ZM51 230V231H50ZM60 230H61V233H60ZM70 230V231H69ZM85 230V231H84ZM87 230V231H86ZM134 230V231H133ZM154 230V232L156 233L157 231H155ZM181 230V231H180ZM188 230V229H187ZM217 230H216V232H217ZM20 233H19V232ZM22 231H24L23 233H21ZM28 231H30V232H28ZM43 231V233H41ZM79 231V232H78ZM104 231V232H103ZM112 231H114V232H112ZM224 231V232H225ZM258 231V232H259ZM54 232H57V233H54ZM122 232L123 233H127V236H124V237H126V239H128L127 237H129L130 238V240L131 239H133V240H131V242H133V243H131L130 244V242L128 243V244H124V242L126 241V239H121V241L123 240V242H121V244H124L125 245V247H123L124 249H122L121 248V246H124V245H121V246H119L120 244H119V242H120V238H121V236H122ZM154 232H153V234H154ZM159 232H162V231H159ZM164 232H165V229H164ZM185 232H187V231H185ZM224 232H222L223 234H225ZM262 232V233H261ZM40 233V235L38 236V234ZM45 233V234H44ZM91 233V234H90ZM102 233V234H101ZM151 233V232H150ZM158 233V232H157ZM163 233V232H162ZM169 233H170V231H169ZM176 233V232H175ZM175 233H174V236H176L175 235ZM212 233V232H211ZM215 233V232H214ZM218 233V234H219ZM233 233H232V235H233ZM43 236H42V235ZM57 235V236H55L54 237V235ZM72 234V235H71ZM75 234V235H74ZM77 234H79V235H77ZM124 234V235H125ZM136 234V235H137ZM144 234V233H143ZM159 234H161V233H158V235ZM186 234V233H185ZM184 234V235H185ZM238 234H240V232L238 233ZM68 235V236H67ZM103 235H105V236H103ZM165 235H167V234H163V236L165 237ZM183 234H182V236H184ZM215 235V234H214ZM227 235V234H226ZM228 235H229V233H228ZM231 235V234H230ZM258 235V234H257ZM15 236H17V237H15ZM59 236V237H58ZM76 236V237H75ZM145 236V235H144ZM143 236V237H144ZM151 236H152V233H151ZM155 236V235H154ZM161 237V236H159L160 238H164V237ZM169 236H172V238H173V235H170L169 234ZM179 236V235H178ZM178 236H176L177 238H178ZM218 236V235H217ZM219 236H222L221 234L219 235ZM236 236V235H235ZM21 237V238H20ZM25 237V238H24ZM58 237V238H57ZM114 240H112V239ZM169 238H171V237H169ZM177 238H175V239H177ZM180 238H181V236L179 237V240H180ZM183 238V237H182ZM234 238V237H233ZM9 239V240H8ZM13 239H14V241H13ZM22 239V240H21ZM119 239V242H118V244H117V246L119 247V249L118 250H120V251H124V252H126V253H128L127 255H128V258L127 259H124V258H126V257H124V255L125 256H127L126 255V253L124 254L123 253V256H121L120 255V253H122V252H120V251H118V254L119 255H117V251L115 252V248L116 247H114L113 248V245L114 246H116L115 244H116V241ZM167 239V238H166ZM230 239L231 238H229L228 239V241H230ZM235 239V238H234ZM263 239V240H262ZM28 240V241H27ZM74 240V241H73ZM102 240V241H101ZM116 240V241H115ZM129 240V239H128ZM127 240V241H128ZM129 240V241H130ZM136 240V241H137ZM164 240H165V238H164ZM169 240H171V239H169ZM178 239H177V241H179ZM259 240V241H258ZM262 240V241H261ZM23 241V242H22ZM48 241V242H47ZM112 241V242H111ZM148 241H150V243L148 244ZM160 241H161V239H160ZM172 241V240H171ZM177 241H176V243H177ZM256 241V242H255ZM9 242H10V244H9ZM14 242V243H13ZM31 242V243H30ZM60 242V243H59ZM98 242V243H97ZM151 242H152V244H151ZM168 242H170V241H168ZM172 242H175V241H172ZM172 242H170V243H172ZM180 242V241H179ZM13 243V244H12ZM50 243V244H49ZM111 243H113V245L111 244ZM161 243H163V240L161 241ZM165 244L167 243L166 241L164 242ZM176 243L174 244L175 246V249H178V246H177V248H176ZM228 243V248L230 247L229 245H230V243L229 242H227ZM34 244V245H33ZM49 244V245H48ZM71 244V245H70ZM109 244H111V245H109ZM169 244V243H168ZM7 245H9V246H7ZM23 245V246H22ZM34 247H33V246ZM51 245H52V247H51ZM55 245H56V248H55ZM106 245H109V247L110 246H112V248L110 249V248H108ZM127 245V246H126ZM135 246L137 245V246H139L137 243L136 244H134ZM158 245H159V243H158ZM162 245H164V244H162ZM162 245H161V247H162ZM214 245V243L212 244V246ZM223 245H225V247H226V243H224ZM18 246V247H17ZM38 246V247H37ZM166 246V245H165ZM169 246V245H168ZM170 246H172V248H173V245L171 244ZM16 247V248H15ZM31 247H33V248H31ZM47 247V248H46ZM89 247H92V248H90L89 249ZM130 248L128 251H125V248ZM160 246H158V248H159ZM167 247V246H166ZM209 247H210V244H209ZM224 247V246H223ZM261 247V248H260ZM26 248V249H25ZM46 248V249H45ZM55 248V249H54ZM121 248V249H120ZM127 248H126V250H127ZM136 248V247H135ZM136 248V249H137ZM154 248H157L156 246H154ZM153 248V249H154ZM165 248V247H164ZM172 248L170 249V250H172ZM213 248V247H212ZM231 248V251H230V249H228L229 250V252H228V254H230V252L231 253H233L232 251H233V245L230 247ZM48 249H49V251H51L50 253H49V251H48ZM134 249V248H133ZM131 250L132 252L135 250V252H136V249H134V250ZM166 249V248H165ZM165 249H164V251H165ZM169 249V248H168ZM167 249V250H168ZM174 249V248H173ZM205 250L203 251H201L200 253H202V254H200L201 256H199L198 258H203V257H207V258H209L211 255H212V253L209 251H207L208 249H207V247L206 248H204ZM224 249V248H223ZM250 249H252V252H251V250ZM19 250V251H18ZM29 250V251H28ZM33 252H32V251ZM47 250V251H46ZM90 250V251H89ZM102 250V251H101ZM156 250H159V249H156ZM155 250V251H156ZM225 250V249H224ZM261 250H263V251H261ZM22 251V252H21ZM35 251V252H34ZM53 251V252H52ZM104 251H106L107 253L106 254H110L109 255V257L107 258V255L104 253ZM130 251V252H131ZM148 251H150V248L148 247V250L146 251V252H148ZM151 251H153L152 249H151ZM150 251V252H151ZM173 251V250H172ZM171 251V252H172ZM177 251V250H176ZM205 251H207V252H205ZM235 251V250H234ZM37 252V253H36ZM41 252V253H40ZM100 252H102V253H100ZM109 252V253H108ZM150 252L148 253V254H150ZM157 252V251H156ZM156 252H155V254H156ZM174 252H175V250H174ZM173 252V253H174ZM178 252V251H177ZM237 252V251H236ZM235 252V253H236ZM258 252V253H257ZM45 253V254H44ZM48 253V254H47ZM153 253V252H152ZM204 253L206 254L205 256H203L204 255ZM211 254V255H208V254ZM227 253V252H226ZM234 253V254H235ZM250 253V254H249ZM252 253H254V254H252ZM264 253V252H263ZM40 254V255H39ZM44 254V255H43ZM132 254V253H131ZM249 256H248V255ZM49 255V256H48ZM145 255H146V253H145ZM199 255V254H198ZM215 255V257H217V255L216 254H214ZM253 255V256H252ZM17 256H18V258L20 257H22V258H24V259H20V260H17ZM27 256H30V257H32V258H30V257H27ZM42 256H44V257H42ZM117 256V257H116ZM121 256V257H120ZM155 256H157V255H155ZM183 256H185V255H183ZM231 256H233V257H231ZM259 256H261V255H259ZM10 257V256H9ZM8 257V258H9ZM67 257V258H66ZM79 257V258H78ZM122 257H124L123 259H121ZM150 257H151V254H150ZM160 257V256H159ZM158 257V258H159ZM189 257V256H188ZM187 257V258H188ZM212 257H214V256H211V258ZM227 257H228V259H227ZM255 257V256H254ZM16 258V259H15ZM64 258V259H63ZM93 258V259H92ZM139 258V259H138ZM144 258V257H143ZM146 258H147V255H146ZM155 258V257H154ZM197 258V257H196ZM226 259V260H224V259ZM7 259V258H6ZM82 259V260H81ZM151 259V258H150ZM184 259H186V257H184ZM190 259V258H189ZM189 259H187V260H189ZM206 258H204V260H205ZM214 259H217V258H214ZM252 259H254V258H251V261H249L248 262V264H251V262L254 264L255 262H253L252 261ZM255 259H256V257H255ZM8 260V259H7ZM9 260H11V257L9 258ZM17 260V261H16ZM25 260H28V261H25ZM37 260V261H36ZM43 260H44V262H43ZM76 260V261H75ZM93 260V261H92ZM96 260V261H95ZM129 260V261H130ZM136 260V261H137ZM144 261H145V259H143ZM152 260V259H151ZM186 260V261H187ZM196 260L197 259H195L194 261L196 262ZM203 260V259H202ZM15 261V262H14ZM46 261V262H45ZM61 261H63V262H61ZM73 261V262H72ZM85 261H86V263H85ZM114 261V262H113ZM111 263H113V264H117L118 262H117V260L116 259H114ZM116 261V262H115ZM129 261H127V264L128 263H130ZM147 261L149 262V260H148V258H147ZM146 261V262H147ZM208 261V260H207ZM214 263H215V261L216 260H212ZM218 261V260H217ZM217 261H216V264H217ZM233 261H235V263H233ZM8 262V261H7ZM39 262V263H38ZM133 262H135V261H132V263ZM151 262V261H150ZM149 262V263H150ZM154 262V261H153ZM199 262H200V264H201V259L199 260ZM204 262H206V261H204ZM219 262V261H218ZM259 261H257L256 263H258ZM120 263H118V264H120ZM123 263H121V264H123ZM136 264H137V262H135ZM135 263H133V264H135ZM191 263H194V262H191ZM197 263V262H196ZM210 263H211V260H210ZM209 263V264H210ZM6 264V263H5ZM142 264V263H141ZM144 264V263H143ZM151 264H153V263H151ZM198 264V263H197ZM206 264H208V263H206ZM220 264H221V261H220ZM222 264H223V262H222Z\"/></svg>",
	"mask_w": 264,
	"mask_h": 264
},
{
	"label": "bare ground",
	"instance_id": "6f19581e",
	"mask_svg": "<svg viewBox=\"0 0 264 264\" xmlns=\"http://www.w3.org/2000/svg\"><path fill=\"white\" fill-rule=\"evenodd\" d=\"M12 1V0H11ZM13 1H16V0H13ZM12 1V2H13ZM53 1V0H52ZM67 1V0H66ZM70 1V0H69ZM73 1L74 0H72V5H73ZM84 1H86V0H84ZM88 1V0H87ZM94 1V3L92 4L93 6H91L90 7V5H83L82 3L83 2H80V4L78 3V7H79V5H83V7H79V8H86V12H88V16L89 15H91V13H89V12H92V14H93V12L95 13V11H99L98 9H101L102 8V6H103V4L100 6L99 5V3L101 2L100 0H93ZM100 1V2H99ZM113 1V0H112ZM121 1V0H120ZM120 1L118 0V3H120ZM176 1V0H175ZM174 0H129L128 1V4H125L124 3V5L122 4V7L124 6L125 7V5H128V7H126V9H125V11L123 12L122 10H121V8H120V10L122 11L121 12V15L119 16V17H121V19H120V22L119 23H117V24H115V27H113V25H112V27H113V33H112V31H110L109 32V34L111 33V34H115L114 36L113 35H111V36H113V37H111V36H109V37H107L108 39L107 40H109V43L113 40L112 38H114V40L112 41L113 43H110L111 45H112V47H108L107 46V49H106V47H104V50H103V52H102V50H101V53L100 54H98V56H97V54H96V56L94 55V58L92 57L93 56V54H92V56H90L91 54H89L91 51H89L90 49H89V47L88 46H90L91 44L90 43H92V39L94 40V37H95V31H96V29H97V31H99L100 30V32H101V29L99 28V27H97L96 26V28L94 27L95 25H96V22L95 23H89L88 22V20H87V23H89V25L90 24H92V25H88V26H86V28H85V26L84 27H82V28H85L84 30H82V29H80V30H82V32L80 31V33L78 34V35H76V34H74L73 36L75 37L76 36V38L77 39H75V41H71V39H69L71 42H74L72 45H73V47H72V45H71V43L69 44V43H67L66 41H64L63 43L65 44V45H63V46H67L68 47V50L67 49H65L66 47H61V45L59 46V50H61L62 49V51H61V53L60 54H58V55H64V57L62 58V60H63V63H64V65H59V66H61L60 68H59V66H57L59 69H62V68H64V69H62V70H65V68L68 70V71H71L72 70V75L70 74H67V73H65L64 72V74L66 75H69V77H66V78H64L65 80L62 82V84L60 85V86H58V87H56L55 89H53L50 85H45V83H48L47 81L46 82H44V85L42 86V88H41V90H40V94L41 95H43L42 97L43 98H45V99H48V97L50 98H52V99H54L56 102H58L57 104H58V106H56L55 108H53V110H52V108H50L51 110H50V113H49V111H48V113H49V115H48V117H47V119H45V121L43 120V122L42 123H39L40 124V126H38L39 124H35V125H37V128L35 127L33 130H34V132H36V134H34V137L36 136V135H38L37 133H39L40 134V137H39V139H37L38 141H36V139L32 136V138H31V135H30V133H32L33 134V130L31 131L30 129H29V126H28V123L30 124V122H26V123H24V125H23V123L22 124H18L19 125V128H18V125H16L17 127L16 128H14L13 126V128H11L12 130H14V132L16 131L17 133H18V135L20 134V135H22L23 136V138H19L18 137V139H20L19 140V142L21 141V143L24 145V148H25V146L28 144H26L25 145V143H23V141L24 142H26L25 140H27L29 137H30V140H29V142L31 143H33V144H28L27 145V147L28 146H30V145H32V147L31 148H33V149H31L32 151H30V149L28 150L29 152H30V154H28V152H24L23 150V153H27L28 155H30V158L32 157H36V160H34V161H36L34 164H37L35 167L33 166L32 167V171L35 173V175H37V174H39L38 172H40L41 171V169H43V167H45L44 169H46L47 170V168H50V167H48V165H49V163H48V161L50 160V158L52 157L51 156V154H52V152H54V154H55V152L56 153H61V155L62 156H71V158H72V156L74 155V154H78V155H81L83 152H82V149L86 146H84V144L86 143V141H85V143H84V141H83V139H84V137H83V139H82V135H83V133L85 134V133H92L93 132V128H95L96 127V125L95 124H97L96 122H97V120H99V117H100V115L99 114H97L98 116H96V115H94L93 113H91V111H89V112H87L86 113V111L87 110H81V113H83V114H80V115H83V116H85L86 117V121H84V122H80L81 124H79L78 122H76L77 124V127L74 125L75 124V120L73 121V117L75 116L74 114H76L77 112L73 109L72 110V107L74 106L73 104H71L73 101H76V99H77V97H79V95L77 96V94H80V91H81V93L82 94H80L81 96L82 95H84V96H86L87 98V100H88V98L90 99V98H92V99H90V101L91 100H94L93 98H94V96H95V98H96V96H99L100 95V91H101V93H102V90L104 89V88H106V89H108L109 88V90H111L112 91V93H114V95H116L115 93V91H119L118 93H121V91H124L126 88H122V87H120L119 86V84L120 83H122V82H130V81H133L134 79H133V75H134V70L132 69L134 66H136V65H132V67H130V72H129V70L127 69V68H125V69H123V70H121V69H119V70H117V68L115 69V68H113V70L112 69H110V68H108V70H109V72L107 73L106 71H105V69L103 70V66H104V64H105V62H106V64L108 63V61H113V62H118V63H120V62H122L123 63V61H124V59H128V58H125V56H124V54H125V52H124V50L122 49L123 48V46H124V48H126V45L129 47V45L131 46V44H132V46L131 47H133L134 48V51H132L131 50V52H132V55H133V53L135 52V54H134V56L136 55V58L138 57L139 59H146L147 60V58H148V60H149V58H151V60L153 61V59H152V57L153 56H155V55H153V54H155V53H153V52H156V51H154V50H157V49H153L154 47H156V45H157V43H159L160 44V42H165L166 44H169L171 47L170 48H173L172 47V44H177V43H179V42H181V41H183V39L185 40L186 38L185 37H188L189 36V33H191L192 31H193V29L194 30H196V28L195 27H197V26H195V23L193 24V22L190 20V17H191V15H193L194 14V12H195V14H196V11H197V9L201 6V7H203L204 8V5H205V1L203 0H184V1H186V2H182V1H180V0H177L176 2H181V3H176ZM251 1V0H250ZM256 1H258V0H256ZM1 2H2V0H1ZM0 2V3H1ZM6 4L7 5H11L12 4V6H13V4L14 3H11L9 0H6ZM8 2H10V3H8ZM56 2H58V1H56ZM75 2V1H74ZM77 2H78V0H77ZM91 2V1H90ZM97 2V3H96ZM103 2V1H102ZM204 2V3H203ZM237 2H238V0H237ZM3 3L4 2H2L1 4H0V7L2 6V7H5L6 6V4H5V6H3ZM19 3V2H18ZM64 3H65V1H64ZM68 3V2H67ZM69 3H71V1L69 2ZM88 3H89V1H88ZM117 3V1H115V6L117 5L116 4ZM224 3H225V0H224ZM240 3H242V2H240ZM59 4V3H58ZM76 4V3H75ZM84 4H86V2H84ZM94 4H98V6H99V8H96V10L95 9H93L94 7H98L97 5H94ZM113 4V5H114ZM222 4V3H221ZM228 4V3H227ZM9 5V6H10ZM61 5V4H60ZM62 5H63V3H62ZM67 5V4H66ZM109 5H110V2H109ZM112 5V4H111ZM110 5V6H111ZM112 5V6H113ZM119 5V4H118ZM121 5V4H120ZM223 5V4H222ZM233 5H235L234 3H233ZM264 5V4H263ZM57 6V5H56ZM68 6V5H67ZM74 6V5H73ZM240 6V5H239ZM51 7H52V5H51ZM72 7V6H71ZM76 7V6H75ZM108 6H105V8H104V6H103V8L106 10V8H107ZM200 7V8H201ZM223 7H224V5H223ZM228 7V6H227ZM237 7V6H236ZM253 7H254V5H253ZM7 8V7H6ZM53 8V7H52ZM52 8H50V9H52ZM60 8V7H59ZM73 8V7H72ZM77 8V7H76ZM102 8V9H103ZM111 8V7H110ZM109 7L107 8V10L108 9H110ZM200 8H199V10H200ZM251 8V7H250ZM37 9V8H36ZM50 9H49V14H48V18H49V16L51 17V13H50ZM104 9H103V11H104ZM114 9V8H113ZM123 9V10H124ZM129 9H134L133 11V14H131L132 13V11H131V13H130V10ZM202 9V8H201ZM4 10V9H3ZM40 10V9H39ZM47 10V9H46ZM63 10V9H62ZM69 10H71V9H69ZM118 10V9H117ZM119 10V11H120ZM207 10V9H206ZM213 10V9H212ZM229 10H230V8H229ZM248 10V9H247ZM41 11H42V9H41ZM52 11H54V9H52ZM57 11V10H56ZM77 11V10H76ZM76 11H74L76 14H74L75 16H77L80 12L78 11V14H77V12ZM111 11V10H110ZM113 11V10H112ZM118 11V12H119ZM127 11V12H126ZM137 11V12H136ZM249 11V10H248ZM251 11H252V8H251ZM0 12H2V11H0ZM48 12V11H47ZM55 12V11H54ZM59 12V11H58ZM68 12V11H67ZM71 12V11H70ZM74 12H71V13H74ZM101 13H102V10L100 11ZM107 12V11H106ZM114 12V11H113ZM157 12H159V13H157ZM239 12H240V10H239ZM243 12V11H242ZM40 13V12H39ZM70 13V14H71ZM85 13V12H84ZM99 13V12H98ZM100 13V14H101ZM117 13V12H116ZM124 13V15L122 16V14ZM255 13V12H254ZM43 14V16L45 17V15L44 14H46V13H42ZM54 14V13H53ZM57 13H55V15H56ZM210 14V13H209ZM227 14V13H226ZM243 14V13H242ZM253 14V13H252ZM257 14V13H256ZM10 15V14H9ZM36 15H37V12H36ZM61 15V14H60ZM67 15H69V13L67 14L66 13V16ZM82 15V14H81ZM80 15V16H81ZM84 15V14H83ZM87 15V14H86ZM241 15V14H240ZM249 15H250V13H249ZM17 16V15H16ZM18 16H19V14H18ZM40 16V15H39ZM42 16V15H41ZM93 16H95V15H93ZM96 16H97V14H96ZM100 16H102V15H100ZM106 18H109L108 17V14H106ZM199 16V15H198ZM203 16V15H202ZM247 16V15H246ZM261 16V15H260ZM43 17V18H44ZM57 17V16H56ZM55 17V18H56ZM61 17H62V15H61ZM61 17L60 18H58V20H59V23H55V25H56V27L54 28V26H52L53 28H52V32L49 30V28L47 29V30H49L50 32H51V37H50V35H48L53 41L55 40V39H57L58 38V35H57V33H60V34H64V30H65V28H67L68 26L67 25H64V23H62V22H60V19H61ZM71 17H73V14H72V16ZM91 17H92V15H91ZM233 17V16H232ZM232 17H231V19H232ZM242 17V16H241ZM36 18H38L37 16L35 17V19ZM41 19H42V17H40ZM39 18V19H40ZM69 18V16L66 18V19H68ZM79 18V17H78ZM81 18V17H80ZM84 18V17H83ZM112 18V17H111ZM234 18V17H233ZM239 18V17H238ZM252 18V17H251ZM31 19V18H30ZM34 19V22H33V24H35V25H38V23H37V20H35ZM40 19V20H41ZM53 19V18H52ZM65 19V18H64ZM64 19H63V22H64ZM65 19V20H66ZM75 19H77V18H75ZM85 19V18H84ZM84 19H80V20H83L84 21ZM86 19H88V18H86ZM94 20H96L95 18H93ZM100 19V18H99ZM113 19V18H112ZM135 19V20H134ZM231 19H229V21H231V23H234L233 21H235V20H231ZM246 20H248L247 18H245ZM262 19V18H261ZM33 20V19H32ZM43 20V19H42ZM53 20H55V19H53ZM53 20L51 21V22H53ZM58 20H56L57 22H58ZM62 20V19H61ZM70 20V19H69ZM90 20H92V19H90ZM89 20V21H90ZM93 20V21H94ZM107 20V19H106ZM111 20V19H110ZM134 21L135 23H134V25H133V27L131 26V21ZM223 20V19H222ZM237 20V19H236ZM15 21V20H14ZM31 21V20H30ZM48 21V20H47ZM47 21H46V24H47ZM86 21V20H85ZM112 21H114V20H112ZM119 20H117V22H118ZM210 21V20H209ZM9 22V21H8ZM41 22H44V21H41ZM72 22H73V20H72ZM115 22H116V20H115ZM192 22V23H191ZM197 22V21H196ZM236 23L235 24H237V22H239V20L238 21H235ZM256 22V21H255ZM32 23V22H31ZM48 23H50V22H48ZM61 23V25H62V28H61V26L59 25ZM81 23V22H80ZM110 23V22H109ZM207 23V22H206ZM211 22H209V24H210ZM213 23V22H212ZM229 23V22H228ZM230 23V24H231ZM33 24H29L30 25V29H33V28H35V27H31ZM76 24V23H75ZM95 24V25H94ZM98 24H100V23H98ZM106 24V23H105ZM111 24V23H110ZM138 24V25H137ZM198 24V23H197ZM214 24V23H213ZM213 24H211V25H213ZM251 24V23H250ZM253 24H255V23H253ZM43 25V24H42ZM52 25V24H51ZM83 25V24H82ZM85 25H86V22H85ZM101 25V24H100ZM99 25V26H100ZM103 25V24H102ZM109 25V24H108ZM117 25H120V27L119 26H117ZM193 25H194V27H193ZM200 26H201V29L203 28V29H205L208 25L207 24H205L203 21H202V24H199ZM223 25V24H222ZM257 25V24H256ZM34 26V25H33ZM39 26V25H38ZM49 26V25H48ZM67 26V27H66ZM77 26H79V25H77ZM105 26V25H104ZM244 26H245V24H244ZM28 28H29V26H27ZM60 27V28H59ZM65 27V28H64ZM80 27V26H79ZM112 27L111 28H109V29H111L112 30ZM117 27V29H116V32L114 31L115 30V28ZM119 27V28H118ZM137 27V28H136ZM142 29H141V28ZM213 27V26H212ZM217 27H218V25H217ZM235 27H236V25H235ZM264 27V26H263ZM46 28V27H45ZM73 28V27H72ZM78 28V27H77ZM103 28V27H102ZM107 28H108V26H107ZM198 29H199V27H197ZM0 29H2V27L0 28ZM5 29V28H4ZM25 29V28H24ZM30 29H29V31H30ZM39 31L42 29H40V26H39V28H37ZM37 29H36V31H37ZM62 29H64V30H62ZM207 30L209 29V27L208 28H206ZM206 29L202 32V33H204V32H206ZM213 29H214V27H213ZM219 29V28H218ZM17 30V29H16ZM28 30V29H27ZM26 29L24 30V31H27ZM34 30V29H33ZM33 30H31V31H33ZM69 30H71V27H70V29ZM210 30H211V27H210ZM210 30H208V31H210ZM232 30V29H231ZM243 30V29H242ZM22 31V30H21ZM29 31H28V33H29ZM38 31V32H39ZM43 30H41V32H42ZM103 32H106L105 30H104V28H103V30H102ZM170 31V32H169ZM198 31V30H197ZM196 31V32H197ZM214 31V30H213ZM219 31H220V29H219ZM226 31V30H225ZM19 32V31H18ZM34 32V31H33ZM32 32V33H33ZM45 33L44 34H46V31H44ZM50 32H47V33H49L50 34ZM56 34H55V33ZM65 32H67V34H68V32L69 31H67V29H66V31ZM79 32V31H78ZM115 32V33H114ZM199 32V31H198ZM200 32H201V30H200ZM43 33V32H42ZM52 33H54V34H52ZM99 33V32H98ZM217 33H218V31H217ZM222 33V32H221ZM235 33V32H234ZM22 34H24L23 32H22ZM30 34V33H29ZM39 34V33H38ZM66 34V35H67ZM71 34V33H70ZM70 34H68V35H70ZM201 34V33H200ZM200 34L198 33L197 35H198V37H201V38H203V36H205V34H202L201 36H200ZM19 35V34H18ZM32 35V34H31ZM43 35V34H42ZM53 35V36H52ZM98 35V34H97ZM101 35V34H100ZM108 35V34H107ZM187 35V36H186ZM196 35V36H197ZM218 35H219V33H218ZM232 35H234V34H232ZM3 36V35H2ZM2 36H1V38H2ZM13 36V35H12ZM26 36V35H25ZM24 36V37H25ZM35 37H36V35H34ZM39 36H40V34H39ZM56 36V37H55ZM64 36V38L66 37L65 35H63ZM211 36V35H210ZM209 35L207 36L208 38L210 37ZM228 36H230L229 34H228ZM44 37H46L45 35H44ZM59 37H61L60 35H59ZM97 37V36H96ZM192 37H194V36H192ZM198 37H197V41H198V44H199V39H198ZM227 37V36H226ZM40 38H41V36H40ZM72 38V37H71ZM111 38V39H110ZM213 39H211V37H210V42H211V40H216V38H218L217 36L215 37H212ZM222 38V37H221ZM4 39V38H3ZM24 39V38H23ZM29 39V38H28ZM32 39V38H31ZM39 39V38H38ZM45 39V38H44ZM44 39H43V43L44 44H42V45H45L46 44V41H44ZM68 39V38H67ZM106 39V38H105ZM132 39V40H131ZM188 39H189V37H188ZM231 39V38H230ZM258 39V38H257ZM256 39V40H257ZM30 40V39H29ZM41 40V39H40ZM39 40V41H40ZM98 40L100 41V39L98 38ZM111 40V41H110ZM127 40H129V41H127ZM134 40H135V43H133L134 42ZM203 40V39H202ZM205 40V39H204ZM220 40V39H219ZM238 40V39H237ZM10 41V40H9ZM26 43H27V40H24ZM23 41V42H24ZM32 41V40H31ZM89 41H91L90 43H89ZM126 41H127V43H126ZM130 41H132L131 42V44H129L128 45V42L130 43ZM197 41L194 39L193 41H192V43H191V45H189V46H192L193 45V42H194V44H195V42L197 43ZM212 41V43H214V44H216L217 43V40L215 41V42H213ZM225 41V40H224ZM29 42V41H28ZM32 42H34V41H32ZM69 42V41H68ZM89 43L88 44V46H87V43ZM95 42H96V40H95ZM102 42V41H101ZM241 43H242V41H240ZM239 42V44H236L237 46L239 45V46H241V43ZM243 42H244V40H243ZM20 43V42H19ZM18 43V44H19ZM30 43V42H29ZM35 43V42H34ZM33 43V44H34ZM37 43H38V41H37ZM41 42H39V44H40ZM47 45H45V46H41V47H46V48H48V47H51V45H53V44H51V42H49V40H47ZM57 43V42H56ZM67 43V44H66ZM83 44V46H87V49H88V51L89 52H85V51H82V50H85V48L83 49L81 46H82V44ZM96 43H99V42H96ZM125 43V44H124ZM201 43V42H200ZM203 43V42H202ZM212 43H207V44H209L210 45V53H213V54H211V57L212 58H216L215 60L216 61H218L219 59H224V58H226V54H225V50H224V53L223 54H225V57H223V54H222V57L223 58H220L221 57V52H219L220 50H218L217 48H215V47H213L214 45H211ZM228 43H230V45L232 44L231 43V41L230 42H228ZM262 43H264V42H262ZM17 44V47L19 46V47H21V48H24L26 45H22L21 43L18 45ZM76 45V47H75V45ZM80 44H81V46H80ZM104 44V43H103ZM162 44V43H161ZM160 44V45H161ZM164 44V43H163ZM198 44H195V47H192V48H195V50H196V46L198 45ZM206 44V45H207ZM225 44V43H224ZM23 47H22V46ZM32 45V44H31ZM58 45H59V42H58ZM78 45H79V47H78ZM99 45L101 46V44H98L97 45V47L95 48V49H99ZM182 45V44H181ZM233 45H234V43H233ZM258 45H259V43H258ZM4 46V45H3ZM35 46V45H34ZM40 45H38V47H39ZM57 45H55V47H56ZM70 46V47H69ZM189 46H188V48H189ZM224 47H225V45H223ZM223 46L221 47V48H223ZM246 46V45H245ZM248 46V45H247ZM16 47V48H17ZM18 47V48H19ZM58 47V46H57ZM203 47V46H202ZM201 47V48H202ZM208 47V46H207ZM220 47V46H219ZM229 47V46H228ZM236 47V46H235ZM251 47V46H250ZM17 48V49H18ZM36 48V47H35ZM44 48H42V51H43V49ZM46 48L44 49V50H46ZM79 50V48L80 49H82L80 52H81V54H80V56H79V54H77V53H79V51L76 53V50L77 49ZM209 48V47H208ZM232 48H234L233 46L231 47V49ZM245 48H247V47H245ZM14 49V48H13ZM27 49V48H26ZM29 49H32V48H28V50ZM49 49V48H48ZM51 49V48H50ZM55 49V48H54ZM127 50H128V48H126ZM135 49H136V51H135ZM198 49V48H197ZM204 49V48H203ZM225 49H226V47H225ZM230 49V47L228 48V50ZM230 49V50H231ZM2 50V49H1ZM9 50H11L10 48H9ZM19 50V49H18ZM18 50H16V54H17V51ZM23 50V49H22ZM28 50H26V51H28ZM52 50V49H51ZM56 50V49H55ZM92 50H93V48H92ZM123 50V51H122ZM129 50H130V48H129ZM178 50V49H177ZM194 50V51H195ZM227 50V51H228ZM13 51V50H12ZM12 51H10L8 54H9V56L11 57V55L12 54H15V53H13ZM23 51H25V49L23 50ZM39 52H40V50H38ZM41 51V55L42 56H44V55H46L47 54V52H46V54H44L43 52ZM48 51V50H47ZM50 51V50H49ZM63 51H64V53H63ZM67 51V52H66ZM75 51V52H74ZM94 51V50H93ZM92 51V52H93ZM99 51V50H98ZM223 51V50H222ZM226 51V52H227ZM232 51H234V50H232ZM232 51H229V52H231L230 54L232 55ZM237 51V50H236ZM12 52V53H11ZM15 52V51H14ZM30 52V51H29ZM29 52H27V54L29 53ZM39 52L37 53V52H34L35 53V55L37 56V54H38V56H37V60H36V56L34 57L35 58V60H34V58H33V60H34V63H36L37 61H40V60H43V61H47V60H49V58L47 59V57L46 56H44V57H46L45 59H43V58H41L40 56V54H39ZM95 52V51H94ZM124 52V53H123ZM130 52V51H129ZM170 52V51H169ZM174 51H171V53H173ZM179 52V51H178ZM196 52V51H195ZM209 52V51H208ZM258 52H260V51H258ZM10 53H11V55H10ZM19 53H20V50H19ZM18 53V54H19ZM25 53V52H24ZM33 53V54H34ZM43 53V54H42ZM50 53H51V51H50ZM53 53V52H52ZM54 53H55V51H54ZM56 53H57V51H56ZM83 53V54H82ZM88 53V54H87ZM171 53H169V54H171ZM197 53V52H196ZM22 54V53H21ZM26 54V56L27 57H29L28 55ZM130 54V53H129ZM129 54H127L128 56H130ZM156 54H158V53H156ZM166 55H167V53H165ZM164 54V55H165ZM198 54V53H197ZM203 54V53H202ZM207 54V53H206ZM240 54V53H239ZM2 55H4V54H2ZM22 55H24V54H22ZM82 55V56H81ZM163 55V54H162ZM165 55V56H166ZM172 55V54H171ZM208 55H210V54H208ZM256 55V54H255ZM8 55H7V57H9ZM25 56V57H26ZM48 56V55H47ZM55 56V55H54ZM174 56V55H173ZM203 56H204V54H203ZM220 56V57H219ZM233 56V55H232ZM235 56V55H234ZM6 57V58H7ZM10 57H9V59H10ZM15 57V56H14ZM18 57V56H17ZM33 57V56H32ZM59 57H62V56H59ZM93 59H92V58ZM98 57V58H97ZM127 57V56H126ZM131 57H133V56H131ZM131 57H130V60H131ZM169 57V56H168ZM200 57H201V55H200ZM199 57V58H200ZM210 57V56H209ZM209 57H207V58H209ZM260 57V56H259ZM50 58H52V57H50ZM95 58H96V60H95ZM164 58V57H163ZM177 57H175V59H176ZM183 58V57H182ZM203 58V57H202ZM8 59V58H7ZM12 59H13V57H12ZM12 59H10L11 61H12ZM24 59H26V58H24ZM28 59V58H27ZM27 59L25 60L26 61V63H27ZM31 59V58H30ZM53 60H54V57L52 58ZM55 59H57V58H55ZM121 59H123V61L121 60ZM133 60L135 59V58H132ZM155 59V58H154ZM162 59V58H161ZM172 59H174V58H172ZM230 58H228V59H225V61L226 60H229ZM232 59V58H231ZM246 59V58H245ZM9 60V62H11ZM13 60H15V59H13ZM18 60H19V58H18ZM32 59H31V62L33 61ZM53 60H51V61H53ZM61 59L59 58V60L58 61H60ZM61 60V61H62ZM121 60V61H120ZM129 60V59H128ZM169 60H171V58H169ZM201 60V59H200ZM233 60H234V58H233ZM257 60V59H256ZM1 61V60H0ZM6 61H8V60H6ZM21 61V60H20ZM24 61V60H23ZM28 61H29V59H28ZM42 61V62H43ZM56 62H57V60H55ZM61 61L60 62H57V63H61ZM125 61H127V60H125ZM211 61V60H210ZM232 61V60H231ZM246 61V60H245ZM245 61H244V63H245ZM30 62V61H29ZM104 62V63H103ZM112 62V63H113ZM116 62V63H117ZM129 62V61H128ZM171 62H173V61H171ZM183 62V61H182ZM212 62V61H211ZM219 62V61H218ZM223 62V61H222ZM240 62V61H239ZM7 63V62H6ZM13 63V62H12ZM25 63V62H24ZM37 63H39V62H37ZM41 63V62H40ZM44 63H47V62H44ZM53 63V62H52ZM102 63H103V65H102ZM130 63H132V62H130ZM141 63V62H140ZM147 63V62H146ZM166 63H167V61H166ZM169 63V62H168ZM167 63V65H169ZM187 63V62H186ZM204 63V62H203ZM254 63V62H253ZM22 64V63H21ZM33 64V63H32ZM50 64H51V62H50ZM62 64V63H61ZM110 64V63H109ZM143 64H145V61H144V63ZM148 64V63H147ZM175 64V63H174ZM195 64V65H194ZM193 65H194V68H195V66H196V70H197V75H201V73H203V70H205V68L203 69V67H204V65L202 64V62L200 63V61H196V63H194ZM206 65H207V63H205ZM210 64V63H209ZM247 64V63H246ZM2 65H3V62H2ZM2 65H0V66H2ZM14 65H16V64H13V66ZM24 65H26V64H24ZM28 65V64H27ZM34 65V64H33ZM37 65V64H36ZM40 65V64H39ZM57 65V64H56ZM102 65V66H101ZM128 66H129V63L127 64ZM139 65V64H138ZM166 65V64H165ZM167 65H166V68H168L167 67ZM175 65H177V64H175ZM174 65V66H175ZM182 65V64H181ZM218 65H219V63H218ZM10 66H12V65H10ZM31 66V65H30ZM38 66V65H37ZM42 66V68H44L43 67V65H41ZM52 66H54V65H52ZM106 66V65H105ZM104 66V67H105ZM111 66H112V64H111ZM125 66V64L123 65V67ZM8 67V66H7ZM46 67H47V65H46ZM57 67H55V70L57 69ZM99 67H101V68H99ZM107 67V66H106ZM113 67V66H112ZM232 67V66H231ZM238 66H236V68H237ZM2 68V67H1ZM20 68L21 67H19V69L18 70H20ZM23 68V67H22ZM47 68H49V67H47ZM52 68V67H51ZM121 68V67H120ZM139 68H140V65H139ZM170 68H171V66H170ZM181 68H182V66H181ZM189 68V67H188ZM207 68V67H206ZM210 68V67H209ZM216 68V67H215ZM17 69V68H16ZM25 69V68H24ZM27 69H29L28 67H27ZM30 69H32V68H30ZM39 69V68H38ZM54 69V68H53ZM71 69V70H70ZM98 69H102V70H98ZM161 69V68H160ZM175 69V68H174ZM172 70V72L173 71H175V70ZM178 69V68H177ZM5 70V69H4ZM26 70V69H25ZM45 70V69H44ZM47 70V69H46ZM51 70V69H50ZM54 70V71H55ZM58 70V69H57ZM140 70V69H139ZM179 75L178 76H180V72L182 71V69L180 70V67H179ZM207 70V69H206ZM263 70H264V68H263ZM2 71V70H1ZM7 71V70H6ZM21 71H23V70H21ZM39 71V73H40V70H38ZM48 71V70H47ZM53 71V72H54ZM60 71V70H59ZM58 71V72H59ZM103 71V72H102ZM113 71V72H112ZM154 71V70H153ZM160 71V70H159ZM164 71V70H163ZM199 71H201L200 73H198ZM228 71H230V70H228ZM16 72H17V70H16ZM29 72V71H28ZM27 72V74H29ZM31 72V71H30ZM43 72V71H42ZM100 72H101V74H100ZM140 72V71H139ZM8 73V72H7ZM11 73V72H10ZM45 73V72H44ZM60 74H61V71L59 72ZM110 73V74H109ZM152 73V72H151ZM190 73V72H189ZM192 73H194V70H192ZM216 73V72H215ZM3 74V73H2ZM12 74H13V76H14V71H12ZM11 74V75H12ZM23 74H25V73H16L15 74V76H14V78H13V76H12V78L15 80V82H13V80H12V78L10 79V81L12 82V85H13V89L15 88H18L20 85H21V83L23 82V80L22 79H25L26 80V77H27V75H26V77L25 78H23L22 77V75ZM41 74V73H40ZM57 74V76H58V73H56ZM59 74V75H60ZM74 74V75H73ZM149 74H150V72H149ZM153 74V73H152ZM157 74V73H156ZM169 74H170V72H169ZM174 74H175V72H174ZM173 74V75H174ZM186 74V73H185ZM191 74V73H190ZM195 74H196V72H195ZM218 74H219V72H218ZM4 75V74H3ZM35 75L37 76V73H35ZM146 75V74H145ZM155 75V74H154ZM162 75V74H161ZM177 75H176V78H177ZM191 75H193V74H191ZM204 76H206L205 74H203ZM46 76H48L47 74L44 76V79H46L47 80V78H45ZM54 76H55V74H54ZM170 76V75H169ZM190 76V75H189ZM195 76V75H194ZM214 76V75H213ZM215 76H217V75H215ZM214 76V77H215ZM224 77L223 78H227V79H225V80H228V77L227 76H229V78H230V72H229V74H228V72L226 71L225 73H224V75H223ZM248 76V75H247ZM259 76H261V75H259ZM11 77V76H10ZM32 77H33V75H32ZM35 77V76H34ZM41 77V76H40ZM43 77V76H42ZM42 77H41V79H42ZM62 77H64V76H62ZM160 77V76H159ZM181 77V76H180ZM191 77H193V76H190V78ZM200 77V76H199ZM221 77V76H220ZM262 77V76H261ZM29 78V77H28ZM38 78V77H37ZM37 78H36V80H37ZM50 78H52V77H50ZM55 78V77H54ZM60 78H61V75H60ZM172 78H175V77H173L172 76ZM187 78H188V76H187ZM218 78V77H217ZM218 79V80H221V82H224V79ZM252 78V77H251ZM1 79H2V77H1ZM34 79V78H33ZM33 79H31L30 81H32ZM44 79H42V80H44ZM62 79V78H61ZM137 79V78H136ZM135 79V80H136ZM159 79V78H158ZM169 79V78H168ZM211 79V78H210ZM215 79V78H214ZM261 79V78H260ZM41 80V81H42ZM177 80H179V79H177ZM195 80V79H194ZM223 80V81H222ZM245 80V79H244ZM4 81V80H3ZM22 81V82H21ZM49 81V80H48ZM57 81V80H56ZM62 81V80H61ZM143 81V80H142ZM141 81V82H142ZM153 81V80H152ZM160 81V80H159ZM181 81V80H180ZM206 81V80H205ZM209 81H212V80H209ZM216 81V80H215ZM26 82V81H25ZM28 82V81H27ZM35 82V81H34ZM43 82V81H42ZM42 82H40V83H42ZM52 82V81H51ZM54 82V81H53ZM135 83H138L139 81L138 80H136V81H134ZM144 82V81H143ZM156 82V81H155ZM158 82V81H157ZM218 83H220V81H217ZM230 82V81H229ZM241 82V81H240ZM14 83V84H13ZM37 83V82H36ZM168 83V82H167ZM181 83V82H180ZM180 83H179V85H180ZM183 83V82H182ZM192 83V82H191ZM212 83H213V81H212ZM9 84V83H8ZM26 84V83H25ZM29 84V83H28ZM35 84V83H34ZM127 84H129V83H127ZM157 84V83H156ZM183 84H185V83H183ZM190 84V83H189ZM200 84V83H199ZM205 84V83H204ZM246 84V83H245ZM6 85V84H5ZM15 85V86H14ZM23 85H24V82H23ZM39 85V84H38ZM54 85V84H53ZM144 85V84H143ZM150 85V84H149ZM149 85H147V86H145L146 88L144 89L145 90V92H146V89L147 90H150V89H152V87L151 88H149ZM166 85V84H165ZM29 86V85H28ZM40 86V85H39ZM38 86V87H39ZM106 86V87H105ZM151 86V85H150ZM154 86V85H153ZM183 86V85H182ZM194 86V85H193ZM195 86H197V85H195ZM233 86V85H232ZM1 87H2V85H1ZM22 87H24V89H26L25 88V86H22ZM21 87V88H22ZM30 87V86H29ZM34 87V86H33ZM37 87V88H38ZM41 87V86H40ZM79 87H80V89H79ZM163 87V86H162ZM162 87H160V88H162ZM184 87V86H183ZM192 87V86H191ZM198 87V86H197ZM218 87V86H217ZM2 88H5V89H3V90H6V87H2ZM9 88V87H8ZM20 87L18 88L19 90L21 89ZM140 88V87H139ZM182 88V87H181ZM200 88L201 87H199V90H200ZM242 88V87H241ZM10 90H12L13 91V89H11V88H9ZM14 89V90H15ZM29 89V88H28ZM105 89V90H106ZM177 89H178V82L175 80V79H172V81H170L163 89H161V90H159V91H157L156 92V90H155V92L157 93L155 96L153 95V96H150L151 98H152V104L154 103V111L153 110H151L152 112H154V119H153V117H152V119H151V117L149 118L148 117V119L150 120V121H147L146 122V120H145V118H144V122L142 121V122H140L139 123V126H138V128L135 130V128H133L132 127V131H134L135 132V134H133V135H131L130 134V136L131 137H135V136H137V137H140L141 135H140V133L142 134V132L145 130H147V129H145L146 128V125H148V126H150V128L151 127H154L155 128V130H157V129H160V128H162V127H164L165 125H168V124H172L174 121H172V120H174L173 118L175 117V113L176 112H183V110L188 106V103H189V97H187L186 99H183V97H182V100L184 101V103L181 105V107L180 106H177L175 103H177V100L179 99V98H177V100L175 99L176 97H178V96H180V95H178L177 93H178V91H177ZM192 89H194V88H192ZM196 89V88H195ZM205 89V86H204V88H202L201 89V91H205L204 90ZM215 89V88H214ZM0 90H2V89H0ZM9 90V91H10ZM22 90V89H21ZM44 90V91H43ZM108 90V91H109ZM250 90V89H249ZM18 91V90H17ZM25 91H29V90H25ZM25 91L23 90V92H24V94H25ZM31 91V90H30ZM114 91V92H113ZM130 91V90H129ZM128 91V92H129ZM151 91V90H150ZM184 91H185V89H184ZM183 91V92H184ZM188 91V90H187ZM196 91V90H195ZM210 91V90H209ZM208 91V92H209ZM216 91V90H215ZM222 91V90H221ZM240 91V90H239ZM19 92V91H18ZM38 92V91H37ZM42 92H44V93H46V94H43ZM148 92V91H147ZM197 92L199 93L200 91H198L197 90ZM247 92V91H246ZM253 92H255V91H253ZM6 93V92H5ZM11 93V92H10ZM15 93H16V91H15ZM21 93H22V91H21ZM28 93V92H27ZM30 93V92H29ZM34 94V93H36V92H34V90H33V92H31L30 94ZM39 93V92H38ZM124 93H125V91H124ZM127 93V92H126ZM132 93V92H131ZM151 93V92H150ZM181 93V92H180ZM188 93H190V92H188ZM191 93H195L194 91H191ZM190 93V94H191ZM197 93V94H198ZM207 93V92H206ZM216 93V92H215ZM227 93V92H226ZM231 93V92H230ZM4 94V93H3ZM7 94V93H6ZM5 94V95H6ZM18 94H20V93H18ZM94 94V95H93ZM96 94V95H95ZM98 94V95H97ZM122 94V93H121ZM142 94H143V92H142ZM202 94V93H201ZM214 94V93H213ZM258 94V93H257ZM10 95V94H9ZM38 95V94H37ZM40 95V96H41ZM47 95V96H46ZM134 95H137V93L136 94H134ZM141 95V94H140ZM176 95V96H175ZM193 96H194V94H192ZM195 95H196V93H195ZM202 95H204V94H202ZM201 95V97H203ZM225 95V94H224ZM247 95V94H246ZM11 96V95H10ZM26 96V95H25ZM36 96V95H35ZM40 96H39V98H40ZM83 96V98H85ZM103 96V95H102ZM143 96V95H142ZM199 96V95H198ZM210 97L212 96V95H209ZM223 96V95H222ZM227 96V95H226ZM257 96V95H256ZM27 97V96H26ZM185 97V96H184ZM192 97V96H191ZM200 97V96H199ZM225 97V96H224ZM244 97V96H243ZM9 98H11V97H9ZM39 98H37V100L39 99ZM50 98V99H51ZM82 98V97H81ZM194 98V97H193ZM213 98V97H212ZM238 98V97H237ZM20 99H23V98H21L20 97ZM50 99H48V101H50L51 102V100ZM75 99V100H74ZM191 99V98H190ZM214 99V98H213ZM257 99V98H256ZM7 101H8V99H6ZM29 100V99H28ZM77 100H79V99H77ZM136 100V99H135ZM138 100V99H137ZM137 100H136V102H137ZM176 100V101H175ZM224 100V99H223ZM237 100V99H236ZM252 100V99H251ZM43 101H45V100H43ZM80 101V100H79ZM89 101V100H88ZM110 101V100H109ZM108 101V102H109ZM180 101H181V99H180ZM191 101V100H190ZM238 101V100H237ZM255 101V100H254ZM253 101V102H254ZM2 102H4V100L2 99ZM22 102H24V101H22ZM29 102V101H28ZM32 102V101H31ZM40 102H42L41 100H40ZM77 102V101H76ZM85 102H86V100H85ZM105 102V101H104ZM213 102V101H212ZM233 102V101H232ZM256 102V101H255ZM25 103V102H24ZM23 103V104H24ZM32 103H34V102H32ZM31 103V104H32ZM99 103V102H98ZM106 103V105H107V101L105 102ZM104 103V104H105ZM110 103L112 104V102L110 101ZM110 103L108 104L109 106H110ZM128 103V102H127ZM126 103V104H127ZM5 104L6 105H10L9 104V102H8V104H7V102L6 103H4V106H5ZM31 104H29V105H27L26 106V109L28 108H31ZM39 104H41V103H39ZM46 104V103H45ZM44 104V105H45ZM50 104V103H49ZM56 104V105H57ZM152 104H150V105H152ZM190 104V103H189ZM213 104V103H212ZM237 104V103H236ZM48 104H46V107H48L47 106ZM73 105V106H72ZM81 105V104H80ZM149 105V104H148ZM208 105V104H207ZM24 106V105H23ZM39 106V105H38ZM40 106H42V105H40ZM52 106H53V104H52ZM72 106V107H71ZM112 106V105H111ZM119 106V105H118ZM172 106H173V109H172ZM174 106H175V108H177V107H179V108H177V110H175V111H172V110H174ZM202 106H204V104L202 105ZM258 106V105H257ZM1 107V106H0ZM2 107H3V105H2ZM7 107V106H6ZM5 107V108H6ZM10 107H12V105L10 106ZM32 107H34V106H32ZM36 107V106H35ZM44 107V106H43ZM125 107V106H124ZM123 107V108H124ZM195 107H196V105H195ZM4 108V109H5ZM8 108V107H7ZM13 108H14V106H13ZM87 108V107H86ZM94 108H96V107H94ZM118 108V107H117ZM150 108V107H149ZM206 108V107H205ZM218 108V107H217ZM1 109V108H0ZM15 110H16V108H14ZM32 109V108H31ZM31 109H29L30 111H32ZM35 109V108H34ZM47 109V108H46ZM89 109V108H88ZM98 109H101V110H98ZM102 109H104L103 107H101V108H98L97 107V112H103L102 113V116H103V121H105L107 118L106 117H108V115H111V116H114V115H112V113H110V114H108V111L105 109V111L106 112H104V111H102ZM110 109V108H109ZM128 109V108H127ZM192 109V108H191ZM220 109V108H219ZM222 109V108H221ZM234 109V108H233ZM252 109V108H251ZM1 110H3V109H1ZM8 111H9V109H7ZM14 110V111H15ZM40 110V109H39ZM91 110V109H90ZM124 110H126V109H124ZM7 111V112H8ZM18 111V110H17ZM16 111V112H17ZM34 111V110H33ZM51 111H52V113H51ZM111 111V110H110ZM141 111H143V110H141ZM146 111V110H145ZM203 111V110H202ZM216 111V110H215ZM254 111V110H253ZM5 113H6V111H4ZM12 112V110H11V108H10V113ZM21 112V111H20ZM36 112V111H35ZM41 112V111H40ZM74 112H76V113H74ZM197 112V111H196ZM230 112H231V110H230ZM235 112V111H234ZM239 112V111H238ZM0 113H1V111H0ZM37 113V112H36ZM43 113H45V110H44V112ZM200 113V112H199ZM198 112H197V114H199ZM201 113H203V112H201ZM15 114V113H14ZM31 114V113H30ZM73 114V115H72ZM84 114H86V115H84ZM120 114V113H119ZM145 114V113H144ZM147 114V113H146ZM151 114V113H150ZM149 114V115H150ZM223 114V113H222ZM231 114H233V113H231ZM7 115V114H6ZM5 115V116H6ZM11 115V114H10ZM9 114H8V116H10ZM80 115L78 114H76V116L77 117H79L78 119H80V118H82L83 116H81L80 117ZM126 115V114H125ZM153 115V114H152ZM201 115V114H200ZM203 115H204V113H203ZM211 115V113L210 114H208V116H210ZM1 116H3V114L1 113ZM5 116H3L4 118H6ZM15 116V115H14ZM19 116V115H18ZM31 116V115H30ZM32 116H35V115H33L32 114ZM75 116V117H76ZM182 116V115H181ZM207 116V117H208ZM10 117H12V116H10ZM29 117V116H28ZM77 117H76V120H77ZM180 117V116H179ZM13 118V117H12ZM15 118V117H14ZM17 118V117H16ZM20 118H22V117H20ZM27 118V117H26ZM22 119V121L20 120V123L21 122H23V121H29V119ZM33 118V117H32ZM118 118V117H117ZM142 118V117H141ZM196 118V117H195ZM247 118V117H246ZM83 119V118H82ZM101 119V118H100ZM147 119V118H146ZM198 119V118H197ZM248 119V118H247ZM13 120V119H12ZM19 120V119H18ZM18 120H15V121H18ZM33 120V119H32ZM37 120V119H36ZM84 120V119H83ZM82 120V121H83ZM108 120V119H107ZM176 120V119H175ZM246 120V119H245ZM14 121V122H15ZM40 121V120H39ZM81 121V120H80ZM102 121V122H103ZM3 122H4V124L6 123V120L4 119L3 120ZM13 122V123H14ZM32 122V121H31ZM72 122H74V124L72 123ZM107 122V121H106ZM184 122V121H183ZM187 122V121H186ZM0 123L3 125V123L0 121ZM9 123V122H8ZM19 123V122H18ZM35 123V122H34ZM34 123H32V124H34ZM93 123H94V125H93ZM100 123V122H99ZM15 124V123H14ZM79 124V125H78ZM102 124V123H101ZM114 124V123H113ZM245 124V123H244ZM13 125V124H12ZM75 126L74 127V129H76V128H78L77 130H78V132H77V130H74V129H72L71 127L72 126ZM100 125V124H99ZM103 125V124H102ZM109 125V124H108ZM107 125V126H108ZM170 125H168V126H170ZM187 125V124H186ZM1 126V125H0ZM6 126H8V127H10V124H7ZM79 126V127H78ZM106 126V127H107ZM115 126V125H114ZM2 127H4V126H1L0 128H1V130L2 129H4V128H2ZM39 127V128H38ZM121 127V126H120ZM127 127V126H126ZM166 127V126H165ZM180 127V126H179ZM223 127H224V124H223ZM79 128H80V130H79ZM102 128V127H101ZM176 128V127H175ZM182 128V127H181ZM261 128V127H260ZM8 129V128H7ZM19 129V130H18ZM153 129V128H152ZM247 129V128H246ZM5 130V129H4ZM4 130H3V132H4ZM72 130V131H71ZM162 130V129H161ZM207 130V129H206ZM258 131H262L263 129L261 128L260 130H259V128L257 129ZM28 131V134L30 135H28L27 136V134H26V132ZM71 131V132H70ZM75 131V132H74ZM94 131L96 132V130L94 129ZM103 131V130H102ZM100 132V134L101 133H103V132ZM107 131V130H106ZM109 131V130H108ZM114 131V130H113ZM148 131V130H147ZM150 131V130H149ZM158 131V130H157ZM188 131V130H187ZM190 131H192V130H190ZM200 131V130H199ZM250 131V130H249ZM6 132V131H5ZM14 132H11V134H13ZM130 132V131H129ZM151 132V131H150ZM184 132V131H183ZM7 133V132H6ZM6 133L5 134H2V132H1V134H2V136H1V138L2 137H5L6 136ZM110 133V132H109ZM125 133V132H124ZM157 133V132H156ZM257 133V132H256ZM259 133V132H258ZM257 133V134H258ZM262 133V132H261ZM260 133V134H261ZM24 134V135H23ZM96 134H97V132H96ZM99 134V135H100ZM112 134V133H111ZM118 134V133H117ZM138 134V135H137ZM148 134V133H147ZM177 134V133H176ZM198 134V133H197ZM200 134H202V133H200ZM207 134V133H206ZM5 135V136H4ZM105 135H106V133H105ZM110 135V134H109ZM126 135V134H125ZM128 135V134H127ZM126 135V136H127ZM144 135V134H143ZM150 135V134H149ZM182 135V134H181ZM190 135H191V133H190ZM262 135V134H261ZM108 136V135H107ZM117 136V135H116ZM146 136V135H145ZM198 136H200V135H198ZM234 136H235V134H234ZM246 136H249V135H246ZM245 136V137H246ZM260 136V135H259ZM8 137V135L6 136V139L5 140H3V142L5 141V143H6V141H7V143L5 144L6 146H7V148H5V149H8V147H9V149H8V151H7V153H5V152H3V150H2V153L4 154V156H2L3 157V160L2 161H4V162H1L2 164H3V166H6V168L8 169V171L6 170V168H4L5 169V171L4 172H9V174L7 173V175H8V177H11L10 179L8 178V177H6V179H4L5 178V176H7V175H5L4 176V178L2 177V178H0V179H2L3 181V183H6L7 184V182L8 183H10L9 184V186L10 187H12V183L10 182V180H12L13 179V177L15 176L17 179L18 178H21L22 177V170L25 168L24 166L22 167L21 166V164L20 165H18L17 164V161L19 162V159H21L22 160V158H24L25 156L24 155H22V156H20V152L19 151H21V150H17V149H20V147L22 146H19L20 145V143H19V145L17 144H15V139L16 138H13V139H11V135L9 136L10 137V139L9 138H7ZM24 137H27L26 139L24 138ZM86 137H89L90 138V136H86ZM92 137H95L96 138V135L93 133V136ZM112 137V136H111ZM119 137V136H118ZM128 137H129V135H128ZM157 137H160V136H157ZM157 137H156V139H157ZM237 137H238V139L240 138V139H242L241 137H243V141H245L244 140V136H238L237 135ZM236 137V138H237ZM250 138L252 137V136H249ZM248 137V138H249ZM261 137V136H260ZM259 137V138H260ZM36 138H37V136H36ZM88 138V139H89ZM95 138H94V140H95ZM100 138H101V136H100ZM114 138H116L115 136H114ZM113 138V139H114ZM124 138H126V139H128L127 137H124ZM123 138V139H124ZM136 138V137H135ZM134 138V139H135ZM146 138H147V136H146ZM153 138V137H152ZM186 138V137H185ZM184 138V139H185ZM247 138V137H246ZM249 138V139H250ZM253 138V137H252ZM258 138V137H257ZM10 141H9V140ZM97 139V141L99 140V142L102 140V138L101 139H98V138H96ZM111 139V138H110ZM121 139V138H120ZM126 139H124V140H126ZM132 139V138H131ZM235 139V138H234ZM262 139V138H261ZM28 140H27V142H28ZM31 140H33V141H31ZM93 140V141H94ZM123 140V141H124ZM129 140H130V137H129ZM149 140V139H148ZM237 140V139H236ZM253 140V139H252ZM13 141H14V143H13ZM40 141V142H39ZM88 142L90 141V140H87ZM105 141V140H104ZM128 140H126V142H127ZM147 141V140H146ZM150 141V140H149ZM235 140H233V141H231V142H234ZM239 141H241V140H239ZM239 141H238V143H239ZM3 142L1 141L0 143L3 145ZM18 141L16 140V143H17ZM34 142H38L37 144L36 143H34ZM98 142V143H99ZM126 142H124L125 144H127ZM135 142V141H134ZM151 142V141H150ZM149 142V143H150ZM161 142V141H160ZM220 142H222V141H220ZM246 143H247V141H245ZM249 142H251V139H250V141ZM249 142H248V144H249ZM98 143H95V144H97L98 145V148L100 147V149H102L103 147L102 146H99V144ZM102 143H103V141H102ZM101 143V144H102ZM109 143V142H108ZM123 142H121V145L122 144H124ZM128 143H129V141H128ZM235 143V142H234ZM246 143H245V145H246ZM256 143V142H255ZM260 143V142H259ZM0 144V145H1ZM116 144H120V143H116ZM125 144H124V146H125ZM175 144V143H174ZM200 144V143H199ZM216 144V143H215ZM223 144V143H222ZM233 144V143H232ZM236 145H237V143H235ZM240 145L241 144H243L244 145V143L242 142V143H239ZM238 144V146H240ZM258 144V143H257ZM5 145H3L0 149H3V147L5 146ZM14 145H16V147L14 146ZM36 145L38 146V147H36ZM92 145V144H91ZM104 145V144H103ZM115 145V144H114ZM130 145V144H129ZM132 145V144H131ZM134 145V144H133ZM141 145V144H140ZM172 145V144H171ZM244 145V146H245ZM252 145V144H251ZM254 145V144H253ZM5 146V147H6ZM17 146H19L18 148H17ZM34 146H35V148H34ZM84 146V147H83ZM116 146V145H115ZM123 146V145H122ZM122 146L121 147H119V148H117V149H120V148H122ZM156 146V145H155ZM93 147V146H92ZM102 147V148H101ZM106 147H108L107 145H106ZM117 147V146H116ZM234 147H235V145H234ZM248 147V146H247ZM246 147V149H248ZM257 147V146H256ZM256 147H253L254 149H256L257 150V148ZM14 148H15V150H14ZM22 148H23V146H22ZM29 148V147H28ZM27 148V149H28ZM96 148H97V146H96ZM98 148H97V151H98ZM111 148V147H110ZM113 148V147H112ZM124 148V147H123ZM127 148H128V146H127ZM130 148V147H129ZM128 148V149H129ZM132 148H135V147H132ZM137 148H139V146L137 147ZM153 148V147H152ZM171 148V147H170ZM217 148H219V147H217ZM231 148V147H230ZM229 148V149H230ZM244 148V147H243ZM251 148V147H250ZM262 148V147H261ZM4 149V150H5ZM36 149H39L40 151L38 152V150H36ZM92 148H90V150H91ZM116 149V150H117ZM125 149V148H124ZM143 149V148H142ZM157 149V148H156ZM228 149V148H227ZM258 149H259V146H258ZM17 150V151H16ZM113 150V149H112ZM112 150H111V152H112ZM122 150V149H121ZM130 150H132V149H130ZM136 150H138V149H136ZM153 150V149H152ZM164 150V149H163ZM172 150H174L173 148H172ZM208 150V149H207ZM206 150V151H207ZM232 150H234V149H232ZM252 150V149H251ZM96 151V150H95ZM96 151V152H97ZM102 151H103V149H102ZM102 151H98L97 153V155H96V153H94L93 154V152H90V154H89V156L90 157H92L93 158V156H95L96 155V162H97V165L99 164L98 163V158H100V160H102V161H104V162H106L107 160L106 159H108L109 157H108V155L109 154H106L104 151H103V153H102ZM110 151V150H109ZM122 151H124V150H122ZM132 151H135V150H132ZM141 151V150H140ZM215 151H217V150H215ZM250 151V150H249ZM255 151V150H254ZM253 151V152H254ZM0 152H1V150H0ZM111 152H109L110 153V155H111ZM115 152V151H114ZM118 152H121L120 150L118 151ZM201 152V151H200ZM223 152H224V150H223ZM16 153H18L17 154V161L16 162H14L13 163V161L16 159ZM22 153V152H21ZM32 153V154H31ZM59 153H58V155H59ZM105 153V154H104ZM123 153V152H122ZM129 153V152H128ZM130 153H133V152H131L130 151ZM152 153H153V151H152ZM154 153H156V152H154ZM220 153H222L221 151H220ZM225 153V152H224ZM235 153V152H234ZM257 153V152H256ZM54 154H52V155H54ZM86 154V153H85ZM116 155H117V153H115ZM135 154H136V152H135ZM145 154V153H144ZM172 154H173V152H172ZM205 154V153H204ZM207 154V153H206ZM33 155V156H32ZM112 155H114L113 153H112ZM127 155H129V154H127ZM132 155V154H131ZM143 155V154H142ZM200 154L198 153V156H199ZM218 155V154H217ZM250 155H251V153H250ZM259 155V154H258ZM24 156V157H23ZM85 156V155H84ZM88 155H86V157H87ZM118 156V155H117ZM119 156H121V155H119ZM145 156V155H144ZM149 156H151V154L149 155ZM192 156H193V154H192ZM225 156V155H224ZM224 156H220V158H218V161H219V159H223L224 158ZM240 156V155H239ZM255 156V155H254ZM61 157V156H60ZM74 157V156H73ZM82 157V156H81ZM108 157V158H107ZM115 157V156H114ZM123 157V156H122ZM128 157V156H127ZM164 156H163V154H162V156H161V158H162V160L165 158V157H167V156H165L164 158H163ZM205 157H207V156H205ZM223 157V158H222ZM250 157V156H249ZM248 157V161H247V163L249 164V166H250V164L252 165V163H250V161L251 162H253L254 160H253V157L251 156L250 158ZM255 157H257V156H255ZM254 157V158H255ZM27 158V157H26ZM29 158V157H28ZM33 158V159H34ZM53 158V157H52ZM68 158V157H67ZM75 158H78V157H75ZM89 158V157H88ZM153 157H151V159H152ZM156 158V157H155ZM154 158V159H155ZM161 158L159 159V160H161ZM246 158V157H245ZM0 159H1V157H0ZM25 159V158H24ZM23 159V160H24ZM54 159V158H53ZM53 159H51V160H53ZM81 159V158H80ZM110 159H112V158H110ZM109 159V160H110ZM119 159V158H118ZM128 159V158H127ZM132 159V161L134 160V158H131L130 157V160ZM189 159V158H188ZM187 159V160H188ZM193 159V158H192ZM200 159V158H199ZM249 159H251V160H249ZM20 160V162L21 163H23V164H25V162L22 160L21 161ZM61 160V159H60ZM68 160H70L69 158H68ZM72 160V159H71ZM70 160V161H71ZM76 160V159H75ZM91 160H93V159H91ZM99 160V161H100ZM130 160L128 159V160H126L127 161V163L128 162H130ZM156 160V159H155ZM161 160V163L163 162ZM168 160V159H167ZM201 160V159H200ZM64 161V160H63ZM66 161H67V159H66ZM73 161V160H72ZM120 161V160H119ZM124 161V160H123ZM154 161V160H153ZM171 161V160H170ZM204 161V160H203ZM242 162H243V164H241L242 162H238L239 163V165L238 166H240V164H241V169L240 170H238V168H236L237 169V172H235V170H233L232 168V165H231V167H227V168H224V170H225V173H226V170H228V172H230V170L228 169V168H230L231 169V171H233L234 173H236V174H234L233 172H230V178L233 176V177H237L238 176V174H241V178H243L244 176H246V173L248 174V176L249 177H251V175L250 174H252L251 172H249V171H252V172H254V173H256L257 175H255V174H252V179H250V182H249V178L247 177V178H245L247 181H248V184H249V187L251 188L250 190H248V191H245V190H247V189H244V191H243V194H251V195H249L250 196V198H249V200L248 199H246L247 201H244L245 199H242V195H234V196H232V197H230V199L231 200H229V196L227 197L228 198V202H227V204H225V203H223V204H221V202L223 201H225L227 198H225L224 196V198L223 197H221L222 195H221V193H217L218 191H217V189H215V188H213V191L214 192H216L215 194H214V192L212 191V192H209L208 190H212V189H209L208 188V190L206 191L205 190V193H207V192H209L207 195H205V197H209V195H210V197L211 198H213L214 199V196H216V194H220L219 196H220V198L218 199V198H216V200L218 199L219 201H220V199H221V201L219 202V204H220V206L218 207V210H214V209H210V206H209V204H211V203H208V201L207 200H210L211 202H212V204H214L213 203V200H211V198L210 199H205L204 201L205 202H207L208 203V205H206V203L204 204L206 207H208L209 206V209H210V211L211 210H213L212 211V213H207V214H211L210 216H208L207 215V217H208V219H206V221H207V223H206V221L204 222V220L202 221L199 217H198V220L199 221H197V222H195L194 223V220H193V218H191V216L189 217V215L188 214H190V211L188 212V214L187 213H185L186 211H188L189 209H187L184 213H185V215L187 214V216L186 217H189L187 220H190L189 221V225H190V228H189V225H188V227L186 226L185 228L186 229H184V233H183V231H182V234L184 235L185 233V235L184 236H182V234L181 233H179L178 235H177V230L175 231V232H172L171 230H168L167 232H166V226H165V224L167 223V222H165V224H162V221L164 222V221H166L167 219H170V217L169 216H171L172 215V219H174V215H175V217L176 216H179L180 214H177V212L178 213H180L181 212V215H183L184 213H182L183 211H177V210H175L176 211V214H174V209H173V211L171 212V213H169V215H168V218L167 219H165V217H167V214L168 213H165V211H163V213H162V210H160V209H163V205H161V208H160V206L158 205L157 207H159V208H157L156 207V210L158 209V210H160L161 211V214H163L162 216H159V218H160V220H159V218L158 219H154V221H152V219L150 220V222L152 221L153 223L156 221H158V222H160L162 225H164L163 227H162V225L160 224H158V222L156 223V228L158 229L159 227L158 226H160V228H159V230L157 231V229L155 230V231H157L158 233H161V234H159L158 235V233L156 232H154V230H153V226H155L152 222V225L151 226H146V225H149V224H147L146 223V225H144L145 227H146V229H145V227L143 228V229H141L140 230V228L138 227V229H136L135 231H137V230H140L142 233H138L137 234V232H136V234L134 235V233L135 232H132V231H129V229H131V228H129L128 229V231L126 230L127 229V226L126 227H123V229H124V231H123V229H122V226L120 227L121 228V230L123 231V232H125V231H127V233H129V235H130V233H133L132 235H130L129 237L130 238H132L133 237V235L135 236V237H133V238H136L133 242H136L138 245H139V243L141 244V242L142 241H145V240H147V239H144V238H146V236L148 237L149 235H150V238H149V240L151 239V237H155V238H157L156 240H154V238H152V242L153 243H156V244H154L153 246H151L149 243H150V241H148V244L149 245H145V246H147V250H148V247L150 248V251H151V249L153 250V251H148V252H146L145 251V253H146V255H147V258H148V260H149V262L147 261V258H146V255H145V253H143L144 252V250H145V248L143 247V246H141V245H139V246H135L134 244H136V243H134L133 245L131 244V243H133V242H131V240H133V239H131L130 240V238L129 237H127L128 239H126V237H124V236H127V233L125 234V233H123L122 232V236H121V238H120V242H119V239L116 241V246H114L113 245V243H111L112 245H113V248L114 247H116L114 250H115V252L117 253V255H119L118 254V251H120V250H118L119 249V247L117 246V244H118V242H119V246H121V245H124L125 243L126 244H128L129 242H130V244L132 245V246H134V247H131L130 246V248H131V250L134 248V249H136L137 247H143L144 249L142 250V253L144 254H141V252H139L140 253V255H137V256H134L133 254L135 253H137L138 254V251L137 250H140V248L138 249H136V252H135V250L132 252L131 250V252L129 251V253H130V255L128 254V253H126V252H124V251H120V252H122V253H120V255L121 256H123V253L125 254L126 253V255L128 254L129 255V258H131V256L133 255L134 257H141L142 255H143V257H141L142 259H140V263L138 262L139 260H137V258H135L136 260H133L132 259V261H135V262H137V264H151V263H153V264H200V262H199V260L201 259V264H206V263H210V260H211V263L210 264H216V261H217V264H220V261H221V264H222V262H223V264H224V261H222V257H223V255L222 254H224V251H226V249H227V253L225 252V257L224 258H226V256H229V255H240V254H243L242 256H245V258H246V253L249 251V247H253V246H251V245H253V243H254V240H255V238H257L258 239V237L260 236V235H262V234H260V231L258 230V226H260V230H261V228L263 227L262 226V219L264 218V210H261V206H260V203L259 204H256L259 200H264V198L262 199V197H264V194H262L264 191V183L263 182H261L262 180L264 181V179H261V180H259L258 181V179H257V176H258V174H259V172H261V171H259V163H258V171L256 170V172H255V170H252V166H253V169L255 168L254 167V165H252V166H248V164L246 165L250 170L248 171V169H246L247 167L245 166L244 167V169H243V165H244V160H243V158H242V160H241ZM33 161L31 160V163H32ZM53 162V161H52ZM75 162V161H74ZM89 162V161H88ZM104 162H101V163H104ZM110 162V161H109ZM146 162V161H145ZM171 162H173V161H171ZM234 162H235V160H234ZM26 163H28L27 161H26ZM48 163V165H46ZM57 163V162H56ZM55 162H54V164H56ZM67 163V162H66ZM73 163V162H72ZM71 163V164H72ZM116 163V162H115ZM120 163V162H119ZM124 163V162H123ZM132 162H130V164H131ZM149 163V162H148ZM148 163H146V164H148ZM167 163V162H166ZM195 163H196V161H195ZM257 163V162H256ZM2 164H0V165H2ZM18 165V167H14L15 165ZM75 164V163H74ZM78 164V163H77ZM77 164L76 165H74V166H72V167H70V168H68L67 169V171H63V168L62 167H64V165L60 168L61 170V172L63 171V173H66V175L64 174L63 175V173H62V176L61 177H59L60 178V180H62V182H64L65 184H66V182H68L67 180H69V182H70V179H77L76 177H78V176H80V174H82V170L81 169H79V168H77ZM108 164V163H107ZM113 164H114V160H113ZM129 164V163H128ZM128 164H125V166L126 165H128ZM133 164V163H132ZM138 164V163H137ZM163 164V163H162ZM172 164V163H171ZM194 164V163H193ZM262 164V163H261ZM26 165H30V163H28V164H26ZM33 165V164H32ZM57 165V164H56ZM56 165H55V167H56ZM73 165V164H72ZM79 166L80 165H85V164H78ZM101 165V164H100ZM103 166L102 167H105L104 166V164H102ZM106 165V164H105ZM149 165H151V164H149ZM148 165V166H149ZM19 166H21L23 169H21L20 171H22V172H20V174L21 175H19ZM52 166V165H51ZM66 166V165H65ZM88 166V165H87ZM110 166V165H109ZM159 166V165H158ZM190 166H192V165H190ZM198 166V165H197ZM234 166V165H233ZM236 166V165H235ZM237 166V167H238ZM256 166V165H255ZM263 165H261V167H262ZM29 167V166H28ZM83 167V166H82ZM101 167V168H102ZM107 167H108V165H107ZM106 167V168H107ZM116 167V166H115ZM120 167H121V165H120ZM124 167V166H123ZM151 167V166H150ZM2 168V170H3V167H0V169ZM14 168H18V173H15V171H14ZM31 168V166L29 167V169ZM95 168V167H94ZM99 168V167H98ZM97 168V169H98ZM128 168V167H127ZM153 168V167H152ZM193 168V167H192ZM28 169V168H27ZM44 169H43V173H46L47 171H44ZM103 169H105V168H103ZM110 169H111V167H110ZM189 169V168H188ZM16 171H17V169H15ZM31 170V169H30ZM30 170H28L29 172H30ZM85 170V169H84ZM89 170V169H88ZM92 170V169H91ZM109 170V169H108ZM108 170H106L107 171V173L109 172L110 173V175H109V173L108 174H104V178H106V180L107 181H110L109 182V184H106V185H110V183H111V185L113 186V184H114V186H116L115 185V183H117L116 181V179L118 178L117 177V175H116V179H114V173L116 172V171H111L112 173H113V175H111V172L110 171H108ZM131 170V172H132V169H130ZM135 170V169H134ZM133 170V171H134ZM138 170V169H137ZM150 170V169H149ZM195 170V169H194ZM243 170V171H242ZM244 170H246V173L244 172ZM11 171V172H10ZM14 171V172H13ZM94 171V170H93ZM97 171H99V170H97ZM118 172H121L120 171V169L119 170H117ZM139 171V170H138ZM184 171V170H183ZM196 171V170H195ZM239 171V172H238ZM248 171V172H247ZM3 172V171H2ZM90 172H92V171H90ZM153 172V171H152ZM198 172V171H197ZM227 172V173H228ZM241 172V173H240ZM11 173H13V174H11ZM17 175L18 174V177L15 175V174ZM25 172H23V174H24ZM59 173V172H58ZM102 173V172H101ZM104 173V172H103ZM184 173V172H183ZM187 173V172H186ZM218 173V172H217ZM221 174H224L223 173V171H221L220 172ZM238 173V174H237ZM242 173H245V175L243 174L242 175ZM5 174V173H4ZM12 176H11V175ZM27 174H29V173H27ZM42 173H40V175H41ZM47 174V173H46ZM84 174L85 175H87L88 176V172H84ZM116 174V173H115ZM131 174H133V173H131ZM185 174V173H184ZM221 174H219V176H221ZM232 174V175H231ZM264 174V173H263ZM262 174V175H263ZM14 175V176H13ZM30 175H31V173H30ZM29 175V176H30ZM34 175V174H33ZM39 175V176H40ZM84 175V176H85ZM90 175H92V174H90ZM96 175V174H95ZM94 175V176H95ZM192 175V174H191ZM225 175V174H224ZM237 175V176H236ZM253 175L254 176H256V177H253ZM262 175H260V176H262ZM2 176V175H1ZM23 176H26V178L24 177V180H20V182L21 181H25V183H26V181H27V179L28 180H30L29 178H31V177H29V176H27V175H23ZM157 176V175H156ZM164 176V175H163ZM194 176V175H193ZM208 176V175H207ZM214 176V175H213ZM226 177H220L221 178V180H224V179H226L227 178V175H225ZM228 176V177H229ZM243 176V177H242ZM260 176H258V177H260ZM14 177V178H15ZM29 177V178H28ZM36 177V176H35ZM50 177V176H49ZM52 177H54V176H52ZM81 177V176H80ZM130 177V176H129ZM160 177V176H159ZM212 176H210L209 178L210 179H206L207 181L204 183V184H209V181L208 180H211L212 178H211ZM240 177V176H239ZM8 178V179H7ZM15 178V181L17 180ZM23 178V177H22ZM34 178V177H33ZM40 178H42V175H41V177ZM47 178V177H46ZM87 179H88V177H86ZM85 177H84V179H86ZM89 178H90V176H89ZM95 178H97V179H99L98 178V176L97 177H95ZM102 178V177H101ZM103 178V179H104ZM155 178V177H154ZM178 178V177H177ZM176 178V179H177ZM207 178V177H206ZM213 178H215L216 180H217V178H218V174H217V176L215 177H213ZM261 178V177H260ZM262 178H263V176H262ZM26 179V180H25ZM36 180H37V182H38V180H41V179H38V178H35ZM49 179V178H48ZM214 179V180H215ZM4 180H8V181H4ZM14 180V179H13ZM12 180V181H13ZM32 180V179H31ZM46 180V179H45ZM58 180V179H57ZM59 180V181H60ZM96 180V179H95ZM152 180V179H151ZM186 180V179H185ZM213 179H212V181H214ZM215 180V181H216ZM237 180V179H236ZM15 181L13 182V183H15ZM34 181V180H33ZM32 181V182H33ZM44 181V180H43ZM71 181H73V180H71ZM150 181V180H149ZM167 181V180H166ZM212 181H210V182H212ZM215 181H214V186L216 185V183H215ZM224 181H226V180H224ZM223 181V182H224ZM241 181V180H240ZM245 181V180H244ZM1 182V183H2ZM16 182H18V180L16 181ZM32 182H31V184L29 183V186L30 185H32ZM61 181H60V183H62ZM84 182H86V181H84ZM93 182V181H92ZM104 182H105V180H104ZM115 182V183H114ZM125 182V181H124ZM151 182V181H150ZM157 182V181H156ZM208 182V183H207ZM219 182H220V179H219ZM231 182H232V180H231ZM1 184V188H3L2 187V185H4V184ZM24 183V182H23ZM36 183V182H35ZM44 183V182H43ZM51 183V182H50ZM97 183H98V181H97ZM168 183V182H167ZM189 183V182H188ZM200 183V182H199ZM18 185H20V183H17ZM17 184H15L16 186H18ZM27 184H28V181H27ZM41 184V183H40ZM47 184V183H46ZM45 184V185H46ZM72 184V183H71ZM70 184V185H71ZM92 184H94V183H91V184H85L86 186L88 185V188L90 187L89 185H92ZM152 184H155V183H152ZM156 184H158V183H156ZM155 184V186H157ZM190 184V183H189ZM192 184V183H191ZM14 185V186H15ZM55 185V184H54ZM60 185V184H59ZM96 185V184H95ZM98 186H99V184H97ZM105 185V183H104V186H106ZM111 185L109 186L111 189H112V187H111ZM177 185V184H176ZM180 185V184H179ZM195 185V184H194ZM193 185V188H195V186ZM205 185V186H206ZM246 185H247V183H246ZM41 186V185H40ZM39 186V188L40 189H42L41 187ZM51 186V185H50ZM57 186V185H56ZM56 186H55V188H56ZM67 186V185H66ZM83 186V185H82ZM81 186V187H82ZM118 186V185H117ZM130 186V185H129ZM144 186V185H143ZM200 186V185H199ZM204 186V188H206ZM217 186H219V183H218V185ZM229 186H231V185H229ZM238 186V185H237ZM6 187H8V185L6 186ZM9 187V188H10ZM26 187V186H25ZM47 187H48V184L46 185V187H44V189L46 188L47 189ZM68 187V186H67ZM67 187H65V189L67 188ZM94 187V186H93ZM123 187V186H122ZM163 187V186H162ZM161 187V188H162ZM186 187V186H185ZM213 187V186H212ZM223 187H224V185H223ZM227 187V186H226ZM236 187V186H235ZM248 186H247V188H249ZM23 188V187H22ZM22 188H21V186H20V189H19V187L18 188H16V187H12V189H11V191H10V189H9V192H7L6 193V195L4 196L3 194H2V196L0 195V197L1 198H3V200H5L6 198L5 197H7V199L5 200V203L7 202V200H8V202H10L11 203V201L12 202H16V201H19V199L17 198V196H20L18 193H19V190H20V192L22 191ZM62 188V187H61ZM87 188V189H88ZM110 188L109 189H106L107 191V193H109L111 190H110ZM117 188H120V186L119 187H117ZM144 188V187H143ZM150 187H148V189H149ZM153 188V187H152ZM155 188V187H154ZM187 188H192L191 187V185H190V187H187ZM192 188V189H193ZM196 188H198V183H197V185H196ZM211 188V187H210ZM217 188V187H216ZM246 188V187H245ZM5 189V188H4ZM51 188H48L47 190H48V192L49 193H43V191L42 192H39L38 193V196L37 195H35L34 197H37L36 199L38 200L39 199V201L42 203V201L41 200H43L44 201V199H42L43 197H41L40 195H41V193H43L44 195H48L49 196V198H51L50 197V193H51V190H50ZM53 189H54V187H53ZM60 189V188H59ZM145 189V188H144ZM229 189V188H228ZM263 189V190H262ZM39 190V189H38ZM61 190V189H60ZM60 190H53V192L55 193L56 191H60ZM63 190V189H62ZM68 190V189H67ZM126 190V189H125ZM143 190V189H142ZM184 190V189H183ZM202 191H203V189H201ZM5 191H7V189L5 190ZM37 191V190H36ZM109 191V192H108ZM144 191V190H143ZM146 191H147V189H146ZM172 191V190H171ZM174 191V190H173ZM235 191V190H234ZM4 192V191H3ZM34 192V191H33ZM45 192H46V190H45ZM58 192H56V193H58ZM67 192V191H66ZM65 192V193H66ZM83 192H85V190L83 191ZM82 192V193H83ZM103 192V191H102ZM180 192H182V191H180ZM231 192V191H230ZM237 192V191H236ZM248 192V193H247ZM251 192V193H250ZM1 193H2V191H1ZM55 193V194H56ZM105 193V192H104ZM104 193H101L102 195H99V197L100 196H103V195H105ZM143 193V192H142ZM145 193V192H144ZM201 193V192H200ZM210 193H213V195L212 194H210ZM42 194V195H43ZM59 194L60 193H58V195L57 196H55L54 194V197L56 198V197H60L61 196V194H60V196H59ZM71 194V193H70ZM87 194V193H86ZM202 194H203V192H202ZM235 194V193H234ZM78 195V194H77ZM107 195V194H106ZM22 196V195H21ZM52 196V195H51ZM121 196V195H120ZM136 196V195H135ZM178 196V195H177ZM180 196V195H179ZM202 196H204V195H202ZM201 196V197H202ZM247 196V195H246ZM84 197V196H83ZM98 197V199L100 200L102 197H100L99 198ZM116 197V196H115ZM139 197H140V195H139ZM173 197V196H172ZM204 197V198H205ZM234 197V198H233ZM245 197V196H244ZM260 197V198H259ZM5 198V199H4ZM48 198V197H47ZM48 198V199H49ZM66 198V197H65ZM80 198H82V196L81 197H79L78 198V200L80 199ZM134 198V197H133ZM136 198V197H135ZM134 198V199H135ZM198 198H200V197H197V200H198ZM223 198V199H222ZM247 198V197H246ZM26 199V198H25ZM41 199V200H40ZM62 199V198H61ZM124 199V198H123ZM129 199H130V197H129ZM139 199V198H138ZM201 200H202V198H200ZM225 199V200H224ZM58 200V199H57ZM56 200V201H57ZM59 200H60V198H59ZM90 200V199H89ZM98 200V201H99ZM102 200V199H101ZM201 200H200V202H201ZM215 200V199H214ZM48 201V200H47ZM76 201V200H75ZM80 201V200H79ZM82 201V200H81ZM209 201V202H210ZM227 201V200H226ZM7 202V203H8ZM39 202V204H41ZM67 202V201H66ZM68 202H69V199H68ZM72 202V201H71ZM123 202V201H122ZM125 202H126V200H125ZM162 202V201H161ZM163 202H165L166 204H168V205H170L169 203H167V201H163ZM197 202H199V201H197ZM197 202H196V205H197ZM232 202H233V205H234V203H235V205L236 206H233V205H231L232 204ZM260 202V201H259ZM17 203V202H16ZM33 203H35V201L33 202ZM37 204H38V201L36 202ZM35 203V204H36ZM44 203H45V201H44ZM44 203H43V206H44ZM50 203V202H49ZM63 203V202H62ZM76 203H78V202H76ZM115 203V202H114ZM134 203V202H133ZM195 203V202H194ZM201 203H203V202H201ZM201 203L200 204H198L199 205V208L201 207V208H203V210H205L206 208H204V207H202V205H201ZM242 203H245V205H248L247 207L249 208V209H252L253 207V210H255V212H253L255 215H256V210H258V208H260V211L261 212H257V215H259L260 216V214H262L263 215V218H261V216H260V218L258 217H256L255 215H251V218L253 219H251L250 218V215L247 217V218H250L251 220H249L248 219V221H249V223H250V225H249V223L247 224V225H249V226H247V227H250V228H247V227H244V229L245 228H247V230L245 229V230H243L244 232L242 233L241 231H239L238 230V232L237 231H234L235 233H233V232H231L230 233V231L229 232H227L226 233V231L224 232L222 229L220 230V232L221 233H219L218 232V228L220 229V227L221 226H223V222H226V224L223 226V228H225V227H231L233 224H236V223H238L239 221H236V222H234L235 220H239L241 217H239V215H242L243 217L245 216V215H243V214H245V213H248L249 214V210L247 211V207L245 208V206L242 204ZM261 203H264V201H262ZM18 207L20 206V202H18ZM28 204V203H27ZM26 204V205H27ZM35 204H33V207H35V208H37L36 207V205ZM38 204V205H39ZM53 203H51V205H52ZM71 204V203H70ZM75 204V203H74ZM174 204V203H173ZM215 204H218L216 201H215ZM218 204V205H219ZM31 205V204H30ZM72 205V204H71ZM70 205V206H71ZM85 205V204H84ZM90 205V204H89ZM132 205V204H131ZM134 205V204H133ZM167 205V206H168ZM201 205V206H200ZM223 205V207H221ZM253 205H255V206H253ZM264 205V204H263ZM1 206V205H0ZM22 206H23V204H22ZM47 206H48V204H47ZM80 206V205H79ZM78 206V207H79ZM92 206V205H91ZM124 206V205H123ZM192 206H194V204L192 205ZM192 206H190V207H192ZM212 206V205H211ZM225 206V207H224ZM241 206H243V208H244V211H242L243 210V208L241 207ZM253 206V207H252ZM12 207V206H11ZM24 207H25V205H24ZM31 207V206H30ZM33 207H31V210H32V208ZM45 207H46V205H45ZM54 207V206H53ZM74 207V206H73ZM131 207V206H130ZM196 207V206H195ZM194 207V208H195ZM215 207H216V205H215ZM214 207V208H215ZM225 208V210L223 211V209L221 210V208ZM228 207V208H227ZM230 207H232V208H234V209H230ZM240 207V208H239ZM29 208V207H28ZM50 208H51V206H50ZM57 208V207H56ZM56 208L54 209V210H56ZM65 208V207H64ZM68 208V207H67ZM92 208V207H91ZM166 208V207H165ZM170 208H171V206H170ZM181 208V207H180ZM187 208H189V205L187 206ZM256 208V209H255ZM262 208H263V206H262ZM34 209V208H33ZM38 209V208H37ZM36 209V210H37ZM41 209H43V208H41ZM46 209V208H45ZM71 209V208H70ZM77 209V208H76ZM80 209V208H79ZM78 209V210H79ZM111 209V208H110ZM113 209V208H112ZM120 209V208H119ZM136 209V208H135ZM139 209V208H138ZM179 209V208H178ZM186 209V208H185ZM208 209V208H207ZM206 209V210H207ZM208 209V210H209ZM216 209V208H215ZM220 209V210H219ZM236 209V210H235ZM237 209H238V211H237ZM242 209V210H241ZM0 210H1V207H0ZM3 210V209H2ZM12 210H14V208L12 209ZM25 210V209H24ZM38 210H40V209H38ZM53 210V211H54ZM65 210V209H64ZM69 210V209H68ZM67 210V211H68ZM93 210V209H92ZM132 210V209H131ZM151 210V209H150ZM156 210L154 209V211L156 212ZM163 210H165V209H163ZM184 210V209H183ZM191 210V209H190ZM226 210H229L227 213H226ZM241 211V213H240V211ZM245 210H246V212H245ZM252 210V211H253ZM20 211V210H19ZM21 211H23V209H21ZM20 211V212H21ZM52 211V212H53ZM57 211V210H56ZM67 211H65V212H62V214H61V216H62V218L64 217L63 216V213H65L66 214V212ZM77 211V210H76ZM114 212H115V210H113ZM121 211V210H120ZM198 211H199V213H198ZM251 211V210H250ZM263 211V212H262ZM23 212H26V211H23ZM32 212V211H31ZM30 212V213H31ZM33 212H35V211H33ZM48 212V211H47ZM47 212H45V214L47 213ZM49 212H51V211H49ZM114 212H112V213H114ZM154 212V213H155ZM193 212H197V214H200V212L201 213H203V212H205V211H200V210H194ZM207 212V211H206ZM244 212V213H243ZM58 213V212H57ZM81 213H82V211H81ZM80 213V214H81ZM86 213V212H85ZM84 213V214H85ZM88 213H89V211H88ZM105 213H106V211H105ZM173 213V214H172ZM240 213V214H239ZM251 214H253L252 212H250ZM20 214V213H19ZM34 214H36V212L34 213ZM41 214V213H40ZM50 214V213H49ZM100 214H102V213H100ZM108 214H109V212H108ZM158 214H159V212H158ZM10 215V214H9ZM44 215V214H43ZM77 215H78V213H77ZM83 215V214H82ZM87 215V214H86ZM85 215V216H86ZM153 215V214H152ZM155 216H156V213L154 214ZM166 215V216H165ZM185 215H183V216H185ZM190 215H192V214H190ZM193 215H196V214H194L193 213ZM205 214L203 213V216H204ZM60 216V217H61ZM67 216V215H66ZM65 216V217H66ZM85 216H83V217H85ZM92 216V215H91ZM105 216V215H104ZM108 216H110V214L108 215ZM126 216V215H125ZM141 216H143L144 217V215L143 214H141ZM164 216V218H162ZM200 216H202V215H200ZM203 216H202V218H203ZM236 216H237V218L239 217V219H237L236 218ZM6 216H4V218H5ZM11 217V216H10ZM14 216H12L11 218H13ZM40 217H42V216H39V219H40ZM44 217H46V216H44ZM44 217H42L40 220L42 221V219H44L45 220V218ZM68 218H69V216H67ZM158 217V216H157ZM181 217V216H180ZM246 217V216H245ZM244 217V218H245ZM11 218H9V217H6L4 220H0V221H3L2 222V224H5L6 226H7V224H9V223H11ZM52 218V217H51ZM56 218V217H55ZM61 218V219H62ZM71 218V217H70ZM69 218V219H70ZM162 218V219H161ZM197 217L195 216V219H196ZM204 218H206V217H204ZM236 218V219H235ZM32 218H30V220H31ZM36 219H38V217L36 218ZM38 219V220H39ZM46 219L48 220L49 218H47L46 217ZM65 220H66V218H64ZM68 219V221L66 222L65 220H63L64 221V223L62 224V225H66L67 224V226H70V224H73L74 225V223H72V222H70V220ZM73 219V218H72ZM80 219V218H79ZM164 219V220H163ZM181 219V218H180ZM185 219V220H186ZM193 221H192V220ZM234 219V223L232 222V224H231V221ZM243 219V218H242ZM256 219L258 220V219H260V224L258 223V222H256ZM47 220H45V221H47ZM76 220H78V219H76ZM82 220V219H81ZM81 220H80V222H81ZM183 220V219H182ZM216 220V221H215ZM244 220V219H243ZM27 221V223L29 222V220H26ZM35 220H33L32 222L33 223H35L34 222ZM45 221H42V222H45ZM62 221V222H63ZM88 221V220H87ZM116 221V220H115ZM131 221V220H130ZM129 221V222H130ZM172 221V220H171ZM200 221H201V223L202 222H204V223H202V225H203V227H202V225L200 224ZM250 221H252L253 223L255 222L256 224H253V223H251ZM48 222V221H47ZM58 222V221H57ZM77 222H79V220L78 221H76V224H77ZM78 223V224H81V223ZM132 222V221H131ZM149 222V221H148ZM188 222V221H187ZM199 222V225L197 224ZM209 222V223H208ZM230 222V223H229ZM87 223H89L90 224V220H89V222H87ZM150 223V224H151ZM168 223H170V221L168 222ZM176 223V222H175ZM216 223H217V226H216ZM221 223V224H220ZM223 223V224H222ZM18 224V223H17ZM16 224V225H17ZM29 224V223H28ZM32 224V223H31ZM38 224H39V222H38ZM44 224L45 223H43V225L42 226H44ZM52 224H53V222H52ZM54 224H55V222H54ZM84 224H86V222H84ZM92 224V223H91ZM96 224V223H95ZM127 224H129L128 223V220H127ZM133 224V223H132ZM131 224V226H133ZM157 224H158V226H157ZM172 224V223H171ZM206 224V225H205ZM213 224H215V225H213ZM218 224H220V225H218ZM228 224V225H227ZM241 224V223H240ZM11 225H13V223H11ZM10 225V226H11ZM113 225V224H112ZM126 225V224H125ZM176 225V224H175ZM212 225V226H211ZM227 225V226H226ZM256 225H258V226H256ZM4 226V225H3ZM18 226V225H17ZM27 226V225H26ZM25 226V227H26ZM36 226V225H35ZM41 225H39V227H40ZM42 226L40 227V228H42ZM48 226H50V223L49 224H47V227ZM53 226V225H52ZM51 226V227H52ZM75 226V225H74ZM74 226H71V227H74ZM84 226V225H83ZM111 226V225H110ZM130 226V227H131ZM177 226V225H176ZM175 226V227H176ZM181 226V225H180ZM201 226V227H200ZM204 226H205V228H204ZM214 226H216L215 228H216V230H217V232H216V230H214L212 227H214ZM219 226V227H218ZM2 227V226H1ZM32 227H34L33 225H32ZM66 227V226H65ZM78 227H80V226H78ZM152 228V230L153 231H151L150 229ZM170 227V226H169ZM28 228H30V227H28L27 226V230H28ZM37 228H38V225H37ZM70 227H66V228H62L63 230V232H64V230L66 231V229H67V231H68V229H69ZM75 228V227H74ZM81 228H82V226H81ZM111 228H113V227H111ZM149 228V229H148ZM162 228V229H161ZM30 229H32V228H30ZM48 229V228H47ZM50 229V228H49ZM55 229V228H54ZM73 229V228H72ZM72 229H70V230H72ZM76 229H77V226H76ZM87 229V228H86ZM135 229V228H134ZM150 230L149 231V234H148V232H145L146 230ZM161 229V230H160ZM164 229H165V232H164ZM188 229V230H187ZM213 229V230H212ZM23 230H24V228H23ZM37 230H39V228L37 229ZM69 230V231H70ZM88 230V229H87ZM86 230V231H87ZM108 230V229H107ZM109 230H114V229H109ZM108 230V231H109ZM183 230V229H182ZM51 231V230H50ZM85 231V230H84ZM134 231V230H133ZM159 231H162V232H159ZM169 231H170V233H169ZM181 231V230H180ZM185 231H187V232H185ZM259 231V232H258ZM262 231V230H261ZM19 232V231H18ZM24 231H22L21 233H23ZM28 232H30V231H28ZM44 232H45V230H44ZM79 232V231H78ZM104 232V231H103ZM110 232V231H109ZM112 232H114V231H112ZM152 233V236H151V233ZM153 232H154V234H153ZM212 232V233H211ZM215 232V233H214ZM222 232H224L225 234H223ZM240 232V234H238ZM20 233V232H19ZM41 233H43V231L41 232ZM54 233H57V232H54ZM60 233H61V230H60ZM144 233V234H143ZM174 233H175V235L176 236H178V238L176 237V236H174ZM219 233V234H218ZM228 233H229V235H228ZM232 233H233V235H232ZM262 233V232H261ZM45 234V233H44ZM43 234V235H44ZM91 234V233H90ZM102 234V233H101ZM125 234V235H124ZM142 235V236H140V235ZM163 234H167V235H165V237L163 236ZM169 234L170 235H173V238H172V236H169ZM215 234V235H214ZM222 235V236H219V235ZM227 234V235H226ZM231 234V235H230ZM258 234V235H257ZM260 234V235H259ZM40 235V233L38 234V236ZM42 235V234H41ZM42 235V236H43ZM72 235V234H71ZM75 235V234H74ZM77 235H79V234H77ZM145 235V236H144ZM155 235V236H154ZM218 235V236H217ZM236 235V236H235ZM55 236H57L56 234L54 235V237ZM68 236V235H67ZM103 236H105V235H103ZM132 236V237H131ZM140 236L141 238L140 239H142V241L141 240H137V238ZM144 236V237H143ZM159 236H163L164 238H165V240H164V238L162 239V238H160ZM181 236V238H180V240H179V237ZM256 236H258V237H256ZM15 237H17V236H15ZM59 237V236H58ZM57 237V238H58ZM76 237V236H75ZM169 237H171V238H169ZM183 237V238H182ZM235 239H234V238ZM21 238V237H20ZM25 238V237H24ZM126 239V241L124 242V244H121V242H123V240L121 241V239ZM167 238V239H166ZM175 238H177L179 241H177V239H175ZM229 238H231L230 239V241H228V239ZM259 238H261V237H259ZM262 238H264V237H262ZM112 239V238H111ZM114 239V238H113ZM112 239V240H113ZM160 239H161V241L163 240V243H161V241H160ZM169 239H171L172 241H175V242H172L171 240H169ZM9 240V239H8ZM22 240V239H21ZM128 240V241H127ZM137 240V241H136ZM263 240V239H262ZM261 240V241H262ZM13 241H14V239H13ZM28 241V240H27ZM74 241V240H73ZM102 241V240H101ZM114 241V240H113ZM140 241V242H139ZM167 242L166 244L164 243V242ZM168 241H170V242H172V243H170V242H168ZM176 241H177V243H176ZM259 241V240H258ZM23 242V241H22ZM48 242V241H47ZM112 242V241H111ZM139 242V243H138ZM152 242H151V244H152ZM227 242H229L230 243V247L233 245V253H231L230 252V254H228V252H229V250L228 249H230V251H231V248L229 247H227L228 246V243ZM256 242V241H255ZM14 243V242H13ZM12 243V244H13ZM31 243V242H30ZM60 243V242H59ZM98 243V242H97ZM145 243H147V241H145L144 242V244ZM158 243H159V245H158ZM169 243V244H168ZM176 243V248H177V246H178V249H175V244ZM214 243V245L212 246V244ZM224 243H226V247H225V245H223ZM9 244H10V242H9ZM50 244V243H49ZM48 244V245H49ZM111 244H109V245H111ZM162 244H164V245H162ZM173 245V248H172V246H170V245ZM209 244H210V247H209ZM263 244H264V242H263ZM34 245V244H33ZM32 245V246H33ZM71 245V244H70ZM109 245H106L108 248H112V246H110L109 247ZM129 245V244H128ZM161 245H162V247H161ZM167 247H166V246ZM169 245V246H168ZM3 247H5L4 245H2ZM7 246H9V245H7ZM23 246V245H22ZM127 246V245H126ZM154 246H156L157 248H154ZM158 246H160L159 248H158ZM224 246V247H223ZM3 247H1L0 246V249H4ZM18 247V246H17ZM34 247V246H33ZM33 247H31V248H33ZM38 247V246H37ZM51 247H52V245H51ZM123 247H125V245L124 246H121V248L122 249H124ZM136 247V248H135ZM166 249H165V248ZM207 247V251L209 252H211L212 250L211 249H213V250H216V251H218V253H222V252H220V251H222L223 250V253L222 254H220V259H219V254H217V252L215 253L214 251L213 252H211L212 253V255L211 254H208V255H211V256H214V257H212L211 258V256L209 257V258H207L205 255V253H204V255L203 256H205V257H203V258H198L199 256H201L200 254H202V253H200L202 250L204 251L205 249L204 248H206ZM213 247V248H212ZM16 248V247H15ZM47 248V247H46ZM45 248V249H46ZM55 248H56V245H55ZM54 248V249H55ZM90 248H92V247H89V249ZM112 248V249H113ZM118 248V249H117ZM120 248V249H121ZM127 248V247H126ZM126 248H125V251H128L130 248L128 247L127 248V250H126ZM154 248V249H153ZM169 248V249H168ZM172 248V250H170ZM209 248H211V249H209ZM225 250H224V249ZM261 248V247H260ZM26 249V248H25ZM34 249V248H33ZM156 249H159V250H156ZM164 249H165V251H164ZM168 249V250H167ZM157 252H156V251ZM174 250H175V252H174ZM178 252H177V251ZM235 250V251H234ZM247 250V252L245 253V251ZM251 250V252H252V249H250ZM19 251V250H18ZM29 251V250H28ZM32 251V250H31ZM47 251V250H46ZM48 251H49V249H48ZM90 251V250H89ZM102 251V250H101ZM141 251V250H140ZM172 251V252H171ZM207 251H205V252H207ZM237 251V252H236ZM238 251H241L240 252V254H238ZM261 251H263V250H261ZM5 252H7V251H0V264H10V262L9 261H13V257H14V255H16V254H11V255H9L10 254V252L8 253V255H6L5 254ZM22 252V251H21ZM33 252V251H32ZM35 252V251H34ZM51 251H49V253H50ZM53 252V251H52ZM150 252V254H151V257H150V254H148ZM153 252V253H152ZM155 252H156V254H155ZM174 252V253H173ZM236 252V253H235ZM264 252V251H263ZM262 252V254L261 253H258V255L256 256L254 253H252V254H254V256L256 257V259H255V257L253 256V257H249L250 258V260H248L247 259V261L249 262V261H251V258H254V259H252V261L253 262H255L254 264H264V253ZM37 253V252H36ZM41 253V252H40ZM100 253H102V252H100ZM104 253L106 254L107 252L106 251H104ZM109 253V252H108ZM132 253V254H131ZM235 253V254H234ZM18 254H19V252H18ZM17 254V255H18ZM45 254V253H44ZM43 254V255H44ZM48 254V253H47ZM199 254V255H198ZM214 254H216L217 255V257H215V255ZM250 254V253H249ZM40 255V254H39ZM107 255V258L109 257V255L110 254H106ZM112 255V254H111ZM110 255V257L111 258H109V260H114V259H116L117 260V262L119 261V257L118 258H114L115 257V255L113 254V256H111ZM128 255L127 256H125L124 255V257H126V258H124V257H122L121 259H127L128 258ZM155 255H157V256H155ZM183 255H185V256H183ZM236 255V256H237ZM248 255V254H247ZM259 255H261V256H259ZM11 257V260H9V258ZM18 256H20V254L18 255ZM18 256H17V260H20L19 258H18ZM49 256V255H48ZM120 256V257H121ZM132 256V257H133ZM160 256V257H159ZM189 256V257H188ZM249 256V255H248ZM9 257V258H8ZM27 257H30V256H27ZM42 257H44V256H42ZM117 257V256H116ZM133 257V258H134ZM139 257V258H140ZM155 257V258H154ZM159 257V258H158ZM184 257H186V259H184ZM188 257V258H187ZM197 257V258H196ZM230 257V256H229ZM231 257H233V256H231ZM8 260H7V259ZM30 258H32V257H30ZM67 258V257H66ZM79 258V257H78ZM138 258V259H139ZM152 260H151V259ZM190 258V259H189ZM204 258H206L205 260H204ZM214 258H217V259H214ZM223 258V259H224ZM16 259V258H15ZM22 259H24V258H22ZM64 259V258H63ZM93 259V258H92ZM143 259H145V261L143 260ZM187 259H189V260H187ZM195 259H197L196 260V262L194 261ZM203 259V260H202ZM227 259H228V257H227ZM16 260V261H17ZM82 260V259H81ZM112 260V261H113ZM130 259H128V260H126V261H124V263H123V261L121 262V263H123V264H127V261H129ZM187 260V261H186ZM208 260V261H207ZM212 260H216L215 261V263L212 261ZM224 260H226V259H224ZM8 261V262H7ZM25 261H28V260H25ZM37 261V260H36ZM76 261V260H75ZM93 261V260H92ZM96 261V260H95ZM111 261V262H112ZM132 261L130 260L129 262L130 263H128V264H133V263H135V262H133L132 263ZM147 261V262H146ZM154 261V262H153ZM204 261H206V262H204ZM226 261H229V260H226ZM226 261H225V264H229V262L228 263H226ZM232 261V260H231ZM230 261V264H232V262ZM257 261H259L258 263H256ZM15 262V261H14ZM43 262H44V260H43ZM46 262V261H45ZM61 262H63V261H61ZM73 262V261H72ZM111 262H106V264H113V263H111ZM114 262V261H113ZM116 262V261H115ZM191 262H194V263H191ZM248 262H247V264H248ZM39 263V262H38ZM85 263H86V261H85ZM118 263H120V261L118 262ZM117 263V264H118ZM120 263V264H121ZM233 263H235V261H233ZM12 264H13V262H12ZM17 264V263H16ZM22 264H25L24 263V260H23V263ZM30 264V263H29ZM44 264V263H43ZM52 264V263H51ZM86 264H88V263H86ZM116 264V263H115ZM136 264V263H135ZM251 264H253L252 262H251Z\"/></svg>",
	"mask_w": 264,
	"mask_h": 264
}]
</instances>
